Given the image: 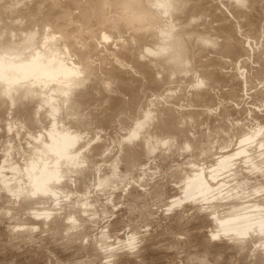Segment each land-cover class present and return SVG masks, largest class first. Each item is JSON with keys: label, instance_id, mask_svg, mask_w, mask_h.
Instances as JSON below:
<instances>
[{"label": "rangeland", "instance_id": "374dc122", "mask_svg": "<svg viewBox=\"0 0 264 264\" xmlns=\"http://www.w3.org/2000/svg\"><path fill=\"white\" fill-rule=\"evenodd\" d=\"M11 1H15V0H0V66L3 69V75L0 77V157H1L0 158V191L2 193V194L0 193V196H1L0 198V203H1L0 204V220H1L0 222V264H25V263L34 264V262L35 264H42V263L49 264L48 262L50 261H51L50 264H163V263L164 264L166 263L167 264L168 263L169 264H174V263L175 264H197V262H199L200 264H212V263L213 264H225V263L234 264L236 262H237L236 264H239L241 262H242L241 264H264V251H263L264 250V239H260L259 237L256 238L257 235L264 234V225L254 223L252 226L249 227L248 231L246 232L247 235L245 236L239 235L236 229H231V230L225 229L226 226L228 225V222L232 219L233 217L232 215H234L237 212H246V211L250 212L251 217H258V215H264V184H262L264 183V95H262L263 98H260L262 96L257 97L258 95L264 93V89H263L264 82L262 81L264 80V66H263L264 64L262 63V60L264 62V58H263L264 55H262V57H260L261 55L260 56L258 55V53L261 52L260 49L264 50V44H263L264 40H262V43L260 41L261 39L264 38L263 36L264 33L260 34V37H258L259 35L256 36L257 33L261 32V30L264 28L262 25H261L262 28L260 27V25L258 26L257 24L258 22L255 19L258 15V18H259L258 21H260V24L264 23V21L263 23L261 22L263 19H260V17L264 18V15H262L264 12L263 11L264 10V6H263L264 0H261L262 3L259 2L260 0H257L259 3H261V5L259 4L260 6L256 4L257 2L253 4L250 3L253 0L252 1L247 0V1H250L249 2L250 7L252 5L253 7H256V8L259 6L263 10L260 8H258V10L254 8L255 10H253V7L250 8L249 6H247L248 5L247 1L239 0L237 2L236 0V2L238 3L236 4V2L233 3V1L231 0H227L228 2L224 0L227 2L225 5L227 6L229 4V7L231 8L229 9V7H226L227 10H229V12L226 10V8L224 9V7L221 8L224 10L220 11L218 7L216 6V5H219L221 2H222L221 3L222 5L221 4L220 5L224 6L223 4L225 2L223 0L218 1L220 2L219 4H215L218 2H213L214 0L212 1L210 0L211 2L209 0L203 1L204 3L208 1L207 7L213 4L214 9L216 6V9L219 10L220 13L221 12L227 13L225 20L224 18L223 20L220 19L224 15L223 13L222 15L218 11H216V13H214L213 15L212 10L214 11V9L211 8L212 5L210 6L211 9H207L206 11V8H205L206 3H205V5H202L204 6L205 10L203 12V9H202L203 7H202L200 9L202 10L201 12L198 9L200 7L198 6V4H196V2L197 3L201 2V0L200 1L182 0V2H180V0H176V1H179L180 3L177 2L176 4L171 5L172 8L169 6V9L166 11L167 12L166 14H169L170 16L166 15L165 12H163V14H160L162 13V11L161 12L158 11L157 7L153 6V9L155 7V10L158 12L157 13L158 17L161 15V17H159L160 19H162V15L163 17L165 15L166 16L162 20L157 21V23L155 24L154 32L152 34L147 29H146L147 31H143L142 33L141 31L143 29L139 30V29H135V27L133 30H131L132 27L129 28L131 30L129 31V29H127L128 27L125 26V30H124L125 33L122 29H120V31H122V33L124 34H122L119 30H115L114 28H112V30L118 31L116 32V35L114 34L115 31L114 32L111 31L109 22L105 23V21H103L104 23H101L102 22L101 20L103 19L96 18L95 17L96 15L91 16L92 20L89 18L86 20L87 22L81 21L80 23L79 22L80 19L78 17H79V13H81L82 11L80 12L79 10H83L82 9L83 6H78V4L75 3L77 7L73 5L75 8H72L71 7L72 4L71 6H69V2H67L68 4L66 3L67 0H62V2L59 1L61 2V4L59 3L60 6L63 5L61 7L66 11H64L63 9H60V7L58 8L59 4L57 5V8H55L56 5L54 6L55 10L56 9L58 11L61 10L62 12L64 11L66 13L68 10L67 8H69L70 12L69 11L68 12L70 14L72 12L73 14L70 15V14H67L68 13L67 12L65 14L66 19L69 20L70 17L72 16L74 17L73 20H71L72 18L70 19L71 22H69V24L68 22H66L65 27H67V29L68 28L71 29L75 27V25H78V24L81 25V30L83 31L81 30L78 31L79 33H82L80 34V36H78L79 33L76 32L78 34L77 38L80 37L79 39L83 41L84 45L86 46L89 41L94 44L93 48L96 47L95 49L91 48V51H93L91 54H92L93 59L97 57V60L95 58L94 61L101 62L102 60V63H103V64L102 63L100 64V62H97L96 64V62L92 60L93 63L96 64V66L95 65L94 66L97 71L96 70L95 71L98 74L100 73L98 75L95 72L96 74L95 77L97 78L99 76L98 77L99 80L96 79L94 75H91L92 77H90V75L88 76V69L84 66L83 64L84 59L83 57L79 56L78 54L79 52H75L76 55L72 54L71 51L74 52V51H77V49L80 50V48L77 45H75L76 43L75 41H77V38L76 40H74L75 39L74 38L70 41L66 39V42H65V37H63L61 34L63 27L61 29V26H59L58 23L55 24L56 21L52 22V19L49 18L48 16L49 9L53 5L54 1H57V0H16L18 4L16 7L11 6ZM173 1L175 0H172L171 2L174 3ZM229 1H231L232 4H230ZM241 1H242V4L244 5L246 4L250 12L251 10L253 12L254 11L256 12L254 13L252 12L253 14L250 13L248 15L249 13V10H248L247 15H246L245 12L243 11L244 10L246 11L247 7L240 6ZM255 1L256 0H254L253 2ZM83 2L84 4L88 2L86 4L87 6L90 5L89 0L88 1L83 0ZM183 2L184 3L187 2L186 4H184L186 5V7L183 5V8H186V9L193 8L192 5L195 3V5L197 6L196 9H198L196 10L197 12L196 13L194 12L195 8H193L194 11L191 9L192 10L191 14H189L190 10L188 9H187L188 12L186 11V9L179 10L180 8H182V6L180 5H182ZM188 2L191 6L188 4ZM177 4L178 5L180 4L179 5L180 8L178 9H176L178 6ZM255 4L258 6H256ZM231 5L232 6L234 5L235 10L237 11L233 10L234 7H232ZM173 7L175 9V11H172V13L175 12L174 16L172 13L170 14ZM239 8H243L242 14L244 13L246 16H248L246 18L248 21L244 18L246 20L245 24L248 27L250 25L252 27L253 26L257 28L259 27L258 30L261 29L260 31L256 29V32H255L256 34H255L254 33L255 28L250 27L251 29L249 30L247 29L248 27L244 25V19L243 20L241 19L242 14L241 13L238 14V10H240ZM109 9H110L109 7L106 9L107 11L105 15L107 14V12L109 13ZM176 10L178 11L177 13H176ZM208 10L211 11L213 18L211 16V13ZM225 10L226 12H224ZM199 11L201 12V16L199 14L200 13ZM233 11H235L236 13ZM259 11H261L262 13H260ZM113 12L114 11L112 9L110 13H113ZM207 12L208 14L210 13V16H207L208 15ZM217 12L218 14H220L218 15L219 17L222 15L220 18L219 17L217 18V16H215ZM110 13L107 14L106 16L109 15L110 17ZM185 13L186 15H190L188 16V19H186L187 16L185 15ZM194 13L195 15H193ZM197 13L199 14L198 16H197ZM202 13L204 14L206 13L205 15L203 14L205 17H203ZM232 13L233 15L231 16ZM237 14L240 16H238ZM260 14L261 16H259ZM67 15L69 16V18H67L68 17ZM227 15L229 16V18ZM236 15L239 17L236 19L237 23L240 22V21L238 22V19L243 21V23H241L242 21L240 22V25L242 26L239 28L237 27L239 26L238 24L235 27L239 29L238 32H236L237 29L235 28H234V31H232L233 29H231L232 32H230L229 25L236 22L234 19V17L235 18L237 17ZM251 15H253V19H254L252 20L253 22L251 21V18H252ZM167 16L169 18L168 19L169 22L172 19L171 23L173 22V25L174 24L176 25V22L174 21V19H177L178 17H180V19H177V21L179 20L177 24L178 23L180 24L183 20L181 25L183 23L185 25L183 24L181 26L178 24L176 25V27L175 26L173 27L171 23H168ZM192 16H196V18L197 17H201V18H199L198 19L199 21H198L195 17H192ZM189 17H190V20L192 17V21L194 22L190 21ZM75 19H79V20L76 21ZM93 19H94V25H92ZM184 19L186 20V22ZM213 19L220 20L221 24H223L224 27L226 25H224L223 22H225V24L228 25L227 27L229 29H226L227 27L224 28L221 25L223 30H220V31H224L226 34H228V36L231 35L229 37L225 36L226 39L231 38V40L228 39L226 41V44H230V42L233 44L234 42H232V40H235L236 38L235 41H238L239 43L236 42L234 44L236 45L238 44L237 45V48H238V46H240L239 38H241L242 41H245L249 37V39H247L245 42L248 43L251 41V43L254 44L256 42V38H260L259 43L261 46L258 44V42H256L258 45L254 44L256 45V47L253 46V44L251 46V43H250L249 45L251 47L250 46L249 47L250 49L251 48L252 49L249 50L247 47V43L244 42L243 44L246 45L248 49V50H243V48L245 49V46H240L242 47L241 48L242 53L243 51H245V54L247 52L246 56H244V53L241 55L239 54L240 51L236 50L237 48L233 44V46H235L233 49L236 48L235 50L238 52L235 54L236 56H234V53L236 51L233 49H231V51L233 50L234 52L233 51L229 53L226 52L225 54L226 50L227 51L230 50L228 49V47L231 48L233 46L232 45L225 46V41H223L224 36L221 37V35L218 33L219 31L217 32L216 30H214V26L215 25L218 26L217 23H220V22L212 21ZM230 19L232 21L234 19L233 23L230 22ZM226 20H227V23H226ZM88 21L90 22V25L86 24L88 23ZM207 21L215 22V24L212 23V26H213L212 29L210 28L211 23L208 22L209 23L208 26H210L209 30L211 29V31L207 29L208 34H206L207 32H203L206 30L205 27H207L206 25L208 24ZM187 22L190 26L186 24ZM254 22L255 23L257 22V23L255 24ZM70 23L72 24L71 26H70ZM100 23L104 25L105 27L101 26ZM167 23L170 25L171 28L168 26ZM247 23L248 24L250 23V24L248 25ZM85 24L89 26V29L91 28V26L92 28L93 26L94 28L95 26L97 27V30H95L96 28L90 29L91 32L93 30V32L90 33L92 37L88 35L89 34L88 32H90L89 29L87 30V32L84 31L88 28L87 26H85ZM106 24L110 28H107ZM195 24L205 25L203 26L204 29L202 28V31H201V26L199 29L198 28L199 25L195 26ZM253 24H255L256 26ZM186 25L188 26L186 27ZM99 26L102 27V29H100L101 31L98 28ZM177 26H181V28ZM184 26L186 28V31L188 30L187 31L188 33L186 32L187 35L191 36V38L193 39H191L185 34L184 32L185 29L184 30L182 29ZM234 26H235L234 24L233 26L231 25V28H233ZM85 27L86 29H83ZM190 27H191V30H193V32L196 31L194 32L195 35L199 31L198 32L199 35H196V36H200L201 34H202V37L204 35L208 36V38L207 37H205L206 39L204 38L205 40L211 39L209 38V36L210 35L213 36L212 30L216 31L217 33L214 32V35L216 34L220 35V36L218 35V37H220L219 39L218 37L216 38L215 36V38L218 39L216 40V42H218L219 44H224V45H221V47L225 46L227 48L225 50V48L220 47L221 49H224V52L218 47L217 49L221 50L223 52L222 54L223 55L225 54V55L223 56L221 54V51L217 49L213 51V49L215 48L214 46H212L213 43L211 44L209 41L215 43L214 38L206 42L203 38L200 39V37H197L202 42V45L201 43L196 42L199 40L198 39L194 40L195 38L194 36H192L193 33H190L192 32L190 30ZM245 27L252 34L249 33L247 30L242 31V29H244ZM174 28L175 30L179 28L177 30L180 32L178 33L177 30L176 31L174 30ZM196 28L198 29V31L196 30ZM55 29L56 30L60 29V30H58V32H55L56 31ZM108 29L109 31L112 32V33L111 32H108V33H110L111 35L114 34L112 35L114 37H111V35L109 34L107 38V42L105 44L103 40L106 41V38L103 39L102 34H104L103 33L104 30H105L104 32L107 33ZM215 29H218V27L216 28L215 26ZM134 30L138 32L133 33ZM171 30H173L172 33H171ZM227 30L229 32H227ZM126 31L130 33V37H129V33H127ZM139 31L142 34V35L140 34L142 40L140 39V36H138L139 38L136 36V35H139ZM174 31L178 33L176 36L177 38L176 37L174 38V36L172 35ZM181 31H183L182 32L183 34L181 33ZM94 32L97 33L96 36L94 35L95 34ZM100 32H102V34ZM242 32L249 33L247 34L248 37L246 36V33L243 37ZM57 33H60L59 36ZM117 33H120L119 35L121 37H119ZM145 33L146 35L144 36H146V38L143 36V34ZM147 33L150 35V37L147 35ZM169 33H171V35L173 36L172 37L173 41H172V38L171 39L169 38L171 37ZM225 33L222 32L221 34L226 35ZM232 33L234 34L233 39H232ZM121 34L126 37L123 36L124 37L123 38ZM132 34L133 36L135 34V36L138 39L135 36L132 37ZM60 35L63 38H61ZM81 35L84 38L86 37L88 40H86V38L85 40H82ZM252 35L256 37L253 42L252 40L254 39V37L253 39L252 37H250ZM261 35L263 38H261ZM117 36L118 38L124 39L123 41L126 42V44H123L124 47L127 44H129L126 46V48L130 46L129 49L126 50L124 47L120 49V46L118 45V43L120 42L119 44H122L123 41L122 39L119 40ZM234 36H238V37H234ZM109 37H111V41L113 40L112 42L109 40L110 39ZM242 37L244 38V40ZM59 38H61L62 41H59ZM97 38L99 39L97 40ZM144 38L145 39L149 38V39L146 40V42L148 41L147 42L148 52L143 54L142 49L146 50V46H143L146 44V42L144 41ZM168 38L170 39V41L168 40ZM182 38L184 39L188 38V39L183 40L184 43L188 42L189 40L190 41L184 44L183 41H181ZM79 39H78V42H79ZM95 40L100 41V42H96ZM127 40H128V43H127ZM138 40L139 41L141 40L139 44L137 43ZM179 40L182 42L181 43L182 45L184 44V46L186 45L188 47H185L184 49L183 46L181 45L179 46L176 43L177 47L178 46L179 47L178 48L175 47L176 45L174 47L179 50H176L174 47H171V49L173 48L174 50L177 51L176 52L172 50L171 52H176V54L175 53L174 54L178 56L177 57L172 56L173 54H171L170 52L171 49L167 50V46L169 47V45H171L170 44L171 41L180 42ZM63 41L64 43H62ZM81 41L79 43L77 42L76 44L79 45ZM130 41L131 43H129ZM73 42H74V47H71L73 46L72 45ZM132 42L137 43L136 45L135 43H133L135 47L131 45ZM204 42L208 43L209 45L208 44L203 45ZM60 43L62 45L66 43L68 45L65 44L63 45L64 47H62ZM101 43L103 45L105 44L106 47L101 45ZM141 43H143V45H141ZM194 43H197V44H194ZM218 43H216V45H218ZM81 44H80V47H81V50L83 51L85 50L86 46L83 48L84 45L83 44L81 45ZM174 44L175 43H173V45ZM210 44H211V47H210ZM243 44L241 42V45ZM114 45L115 47L113 48ZM116 45L119 47V49H117ZM123 45H121V47ZM194 45L198 46L200 50L199 52H198V48H196ZM67 46H69V48ZM257 46L258 48L259 47L261 48L258 49ZM140 47L142 49H140ZM73 48H76V49H73ZM89 48L90 46L87 49ZM108 48L109 49L111 48L113 54L112 52L106 53L107 50L111 51ZM133 48H135V50H133ZM136 48H139L138 50L139 52L141 50L140 53L137 52L139 57L137 56L135 52ZM181 48H183L182 51H181ZM189 48L190 50L194 49L192 50L193 52L188 50ZM211 48L212 50H210ZM66 49L69 50L70 53ZM202 49H204L205 51ZM206 49L208 50L207 52L211 51L212 53L211 54L207 53ZM130 50L131 51L133 50L134 54H133V51L131 52L132 55L128 54ZM258 50L260 51L258 52ZM94 51H97V52H94ZM178 51L179 52L185 51L187 54H185L184 52V54L181 53L182 54L181 55L180 53H178ZM216 51H219L220 54H218ZM189 52L190 54L192 52L193 55H194V52H196L195 56L191 57L190 55L191 58H188ZM205 52L207 54H205ZM94 53H99V54H97L98 56L95 54L96 55L95 56ZM169 53L171 54L172 58H170V55H168ZM200 53L203 56L204 55L205 56L203 57ZM262 53H264V51H262ZM101 54H103V57L105 55L104 58L105 59L108 58V60H105L104 58H102ZM213 54H217V56L215 57ZM230 54H233L232 57H230L231 56ZM238 54L240 57L242 55L244 56V57L242 56L240 63H239L240 58L239 56H237ZM74 55L77 56L76 61L74 59L75 58ZM200 55L203 58L208 56L206 57V59H209V61L206 62V59L204 61V59L202 58V61H204L202 63L200 61L201 60ZM211 55L213 56V58H217L220 55H222L220 56L221 61L219 60L218 62V58L213 60ZM255 55H256V58L257 56L258 58L259 57L260 58L254 59ZM71 56H73V59ZM181 56H183V58ZM196 56H197V60L195 58ZM210 56H211L212 61H210V58H209ZM226 56H229L230 57L229 59H232V60H229L228 57ZM233 56L234 58L236 57L235 61H237V63L234 62L236 66H234V64L231 65V62L233 63V60H234ZM98 57H99V60H98ZM109 57H112V58H109ZM225 57L226 59H224ZM79 58L81 60H79ZM114 58L115 60H113ZM173 58L176 60V62H178L177 64L178 67H179V64H180V67L181 65L185 66V68L186 66H188L187 67L188 71L183 69L182 67L181 68L182 70L179 68L178 72L182 71L183 74L181 73L180 76L182 75L184 77H186V75L189 74L190 78L189 76H187L188 77L187 79L188 80L190 79L189 81L191 82L186 80V78L180 77L179 75H178L179 77L174 76V75L179 74L176 72L178 67L176 65H173V64H176L175 62H173L175 60H172L171 66L168 65L167 63ZM177 58H181L182 61L181 59H179L180 61L179 62ZM193 58L196 61L192 62L191 64L197 63L198 58H200L199 62L201 63H199V65L197 64L198 68H200V65L205 64V62L206 63L209 62L208 63L209 66H207L208 64L204 65L205 70L202 69V67L204 66L201 67V73H204L207 76L205 80H209L210 78L208 76V73H211V74L213 73V75L215 71L216 72L218 71V73H220L218 74V76L216 72H215V76L213 75L211 76L210 74L211 84L209 82L210 80L205 81V82L203 81L204 78L203 80L202 79L199 80L200 79L199 77L201 76L202 78V75L204 74L198 75L201 73H199L200 70L199 71L197 70L198 68L195 69V66L197 67V65L196 64H194V66L190 65L189 60H192ZM194 59L192 61H194ZM227 59L229 60L230 64L228 63L226 65L227 67L224 66L225 68H223V64L228 62ZM104 60H105V63L107 64H109V62L113 60L115 64L114 65L111 64L108 66L106 64L105 66ZM215 60H217L218 62L217 64L219 65L221 64L222 60L223 61L226 60L225 63L223 62L222 65L220 66L218 65V67L222 66L220 69L218 68L220 71L217 70L216 66H214L216 67L214 68L213 64L212 65L210 64V63H214ZM255 60H256V63H255ZM245 61L246 63L248 62L247 63V65L249 64L248 66L246 65L244 66V64H246ZM137 62L141 65L144 63L143 64L144 67L141 68V66L138 65ZM251 62L253 63V66L251 65L252 64ZM257 62L260 65L257 64ZM98 63L100 65H98ZM110 63H112V61ZM215 64H216V61L214 65ZM228 65L230 67V70L229 69L226 70V68H228ZM169 66L171 68H169ZM172 66L173 67L176 66L175 68L177 69H173ZM98 67H99V70H98ZM104 67L106 70L104 69ZM138 67H139V71H138ZM192 67L194 69H192ZM189 68L191 71H189ZM206 68H209V69L212 68V69L211 70L208 69L210 71L208 72ZM232 68L233 70L231 71ZM100 69L104 72L101 73ZM170 69H173L175 72L173 70L170 71ZM183 70L187 71V74L186 72L184 73ZM195 70L197 71V73H195ZM224 70H226L227 72H225ZM170 72L174 74L173 76L176 79L175 78L170 79L172 76V74H169ZM190 72H194L195 74L190 73ZM222 72L226 74L225 78L228 80L224 78L223 76L224 74ZM190 74H193L194 76ZM196 74L198 77L195 76ZM256 75L257 76L261 75L260 77L262 80H259ZM167 76L169 77V79L167 78ZM196 77L199 82H197V79H195ZM213 77H216L218 80L223 78L224 81L226 80V84L225 85L223 84L224 81L222 79L221 80L223 82L219 81L220 83H218V81H216L217 79L214 78L217 83L216 84L217 88L218 86H221V85H223L222 87L224 88L219 87V89L221 90L218 91V89H216V92H219V93H215L216 96L211 95L210 97L209 94L210 93L212 94L213 87H216L212 85V83L215 84L214 83L215 81L214 82L212 81ZM177 78L179 79L182 78V80H180L181 81L180 88H179L180 81ZM193 78L195 79L194 84L200 85V87H202L200 90L198 89L199 86L197 85L195 86L192 84V82H194L192 81ZM254 78L257 79L256 81L257 83H255V85L256 84L258 85L259 83L261 84L260 87L263 86V88L258 87L259 85L255 87ZM101 79L103 80L101 82L105 83L104 84L105 87L101 85L102 84L100 82ZM183 79L186 81L183 82ZM171 80H175V81L178 80L176 81L178 83L175 84ZM258 80L263 83L258 82ZM105 81H107L108 83L106 84ZM201 81L203 83L202 86L200 84ZM97 82H100L101 84ZM172 82L176 85V86L174 85L175 87L172 85L173 84ZM182 82L186 83L184 84L185 88L182 86L183 85ZM188 82L190 83L191 87L188 85L189 84ZM206 82H207V86H208V83L210 84L211 87L209 89L211 91L206 88ZM167 84H169V87H170L169 90H167V87H168ZM97 85L103 86L104 88L101 87L102 89H100V87H97ZM171 85L173 86V88ZM185 85H187V87ZM203 85H205V88ZM176 87H177L176 90L179 89V93H180V90L183 91L181 92L183 95L180 93L182 96H184L186 93L188 94L187 95L188 97L186 95H185L186 97H184L186 103L188 102V100H190V98L193 99L194 97L195 99H193V101L194 100L197 101L196 96L194 94L196 95L200 94L201 96V92L199 91L202 90V94H203L204 91L207 92L209 90L208 91L209 94L204 93L205 96L203 95L204 98H206L207 95L208 97H210L209 100H208V97L206 98L209 102L206 99L203 100L204 98L202 99L204 103H206L207 101V104L203 103L204 105L207 106V108L206 106L204 107V105L203 106L200 105V103L202 104L201 98L203 96L201 98L200 96H197L200 100V101H197L199 102V105H196L197 102L195 103L194 101V104H195L194 106V104H192L191 103L192 101L190 100V102H188L189 104L187 103L189 105V106L187 105L188 106L187 107L186 104H184L185 102H184L183 97L181 96L182 99L179 98L180 96L178 97V95L180 94H178V92L175 91ZM183 88L184 90L187 88L186 93H184ZM190 88H192V90L196 88L194 91L198 90L199 94L198 92H193L192 90H191L192 92L191 91L189 92L188 90H190ZM203 89L205 90L203 91ZM258 91L261 93L259 94ZM174 92L178 94L176 95L178 98H175L176 100L178 99L177 100L178 104L176 103V100H173V97L175 94ZM214 92H215V89H214ZM18 97H19V101H18ZM186 98H188V100ZM179 99L182 100L181 101L182 104ZM172 101L175 102L178 105V107L182 106V109H184L183 107L185 106L188 108L187 110V108L185 107V110H183V112L181 111V108L179 109L180 112L184 113L185 111L186 113V114L184 113L182 117H181L182 113L178 114L180 115L179 117L182 118L181 121H183L186 126V127L185 126H181V127H185L184 129L186 128L187 129L184 131V129L178 125L180 129L177 128V130L180 132V130L183 129V131L187 133L189 132L187 131L189 128L190 131L194 130V133H196L195 131H197V134L201 137V139H203L202 141L199 140L201 142H198V140L196 141V139L200 138L199 136L196 139L195 137L192 138L193 132L192 133L189 132L185 134L181 130L179 135H181L182 137L176 139L173 136L174 134L172 133V131L166 129V127L171 128L170 124L174 127V123H175V126H176V123L179 120L177 119L179 117H177L176 119H173L174 121L173 120L171 121V119L174 116L170 118V115H168V113L170 112L169 114H171V111H172V114H174L176 117L177 113L179 112L177 111L178 108L177 109L175 108L177 106ZM18 103L20 104V106ZM25 103H27L26 104L27 109H25L26 108ZM170 106L172 108H175L176 111L173 112L174 109L170 111L171 109ZM190 106H192L194 109L196 107L198 108L194 110L192 107L190 108ZM199 106H201L202 109L203 107L207 109L206 111L209 113L208 114L209 117L206 114L207 112L205 111V109L203 110L200 109L199 111ZM18 107L21 108L22 112L16 111V110H19L17 109ZM197 110L201 114H202V111H205V113L203 112V114L204 115L206 114L208 121H205L206 116L204 117L203 114L201 115L199 112H197ZM186 111H190L188 112L190 115L191 113H194V111H196L195 113H199L198 114L199 118H197L198 117L197 114L194 113L195 115L192 114V116L190 117L188 116V120L189 121L191 120L190 121L191 123L187 119L186 121H184L183 118L184 117L187 118V116L185 115H189ZM167 116H169V119ZM193 116H196V118ZM200 116H202L203 118L202 121H200L201 119ZM25 117H28V119L27 118L25 119ZM192 117L195 119H193ZM166 120L170 122L169 125L166 124L167 123ZM204 121L206 123H204ZM179 123L181 124L180 120H179ZM184 123H182L181 125H184ZM158 124L161 125L160 128L159 127L157 128V126H160ZM186 124H189V125H186ZM190 125H192L191 128L187 127ZM162 127H165L164 129L165 131L168 130V132L166 131L167 133H169L170 131V133L172 134L170 133L167 134L163 130ZM193 127L194 129L192 130ZM172 128L171 130H173ZM174 129H175L174 131L176 135V131H177L176 127ZM178 131H177V134H178ZM183 133H184V136H183ZM12 134L14 135V137ZM190 134L192 136H189ZM179 135L178 136L176 135V136L179 137ZM185 135L186 136L188 135L189 139H186ZM183 137L186 140H183L184 139ZM67 139H69L70 142L64 145L63 142L64 140H67ZM190 139L193 141L195 139V141L198 142L199 144L200 143L203 144L202 146L200 144V146L204 148L197 147L198 144L197 143L195 144L193 142L191 143L193 145L195 144V146L190 145V142H189ZM92 140H93V145L92 143H90L92 142ZM187 140L189 143L187 142ZM94 141H97V142H94ZM216 142H219V143L222 142L221 144L223 145L220 146V144H217ZM97 143H99L100 145L97 146L96 145ZM224 144L225 145L227 144V145L225 146ZM87 145L89 146L92 145L91 146L92 150L95 147L97 149L93 151L91 150V152L83 151V149L85 150L86 148H88ZM218 145L220 147H217ZM207 146L210 148H207ZM215 148L216 149L220 148V151H218L219 149L215 150ZM241 148H244L243 152L239 154L235 153V151ZM90 149L91 148L89 147L88 150ZM194 149H195V154H194ZM196 149H197V152H196ZM207 149H210V150H207ZM190 150L192 152H190ZM202 150L203 152L207 150L206 154L205 153L200 154ZM209 151L211 153H209ZM178 152H182V154H185L186 152V154L182 155L181 153H178ZM212 153H213V156H212ZM20 154H22L23 156ZM179 154H181L182 156H180ZM172 155L174 158L172 157ZM26 158H28V160H26ZM211 158H214V159H211ZM192 159L194 161L198 159L197 160L198 163L196 161L193 163ZM208 159L213 160V161H210ZM165 160H167L168 162L170 161L171 164L167 163V161ZM161 162L162 163L165 162L166 164L163 163L165 164L163 165ZM223 162H226V164H223ZM20 163H23V164H20ZM160 163L164 167H162ZM50 165L52 166L50 167ZM98 165H100L101 168ZM153 166L154 168H152ZM167 166L169 167L167 168ZM160 167H162V169ZM184 167L188 169L186 170ZM44 170H46V172H44ZM157 170L160 171V173L162 172V174L160 175V173L157 172ZM162 170H164L165 172ZM16 171H18L17 173L20 174L19 176L17 175ZM170 171L172 173H170ZM163 173L164 174L166 173L165 176ZM43 174H45L46 176L41 179L40 177ZM12 175H16V177ZM196 175L201 176L203 180H206L208 182L209 185H207V190L205 193L194 192V194L187 196L183 188L185 186L184 183H186L189 180H192L193 178L196 177ZM247 175H248V179H247ZM105 176L107 177L106 179H105ZM113 177H114V180H112ZM244 177L247 180L245 179L243 180ZM166 178L167 180H165ZM7 179H9L10 181H8V183L6 182L7 183L6 185L5 181H7ZM242 180L243 182H241ZM3 181L5 183V186H4ZM9 182L10 184L13 182V184L10 185ZM149 183L150 185L148 186L147 184ZM174 183L175 184L177 183V184L174 185ZM16 185H18L16 189L20 188L18 189L20 193L17 191V193L19 194L15 193L16 192L15 188H12V187H15ZM8 187L9 188L11 187L12 189L11 188L9 189ZM162 187L164 188L162 189ZM174 187L178 190H175ZM12 190L14 191V193L12 192ZM174 191H177V192H174ZM165 193L169 196V198L167 195H165ZM147 196L149 199L147 198ZM154 196H157V197H154ZM25 202H28V204ZM1 205H3V207ZM12 205H15L17 207L19 206V207L16 208L15 206H12ZM31 205L34 206L35 209L38 208L39 206L43 207L42 205H44V207L47 206L45 207L47 214L43 213L40 216L39 215L36 216L33 213L34 207L29 208ZM63 206L67 208L65 209V207ZM71 206H73L72 208L76 207L77 210L78 208H81V210L80 211L75 210L76 218L73 223L72 221L71 223L69 222L66 223L65 221L67 220V217H65V214L67 212L69 213L73 211L72 208H71L72 210H70ZM88 206L90 207V209L92 207L91 212H88L90 211ZM59 207L63 208L62 210L63 212L61 211V208ZM64 209L66 210V212ZM83 209H86V210L83 211ZM175 211L177 213H175ZM55 212L57 213L55 214ZM59 212L61 213V216L63 214L62 217H60V215L58 216V214H60ZM170 212L171 213L173 212V213L170 215ZM53 214L56 216H54ZM163 216H166V217L164 218ZM169 216H171V218ZM242 217L244 216H241V218ZM135 219H137L138 221H136ZM242 220L243 219H240L241 222ZM91 222H95V223L92 224ZM7 223L9 224V226ZM155 223H156V226H155ZM12 224H14L13 226L16 227V229L17 227L18 228L21 227L22 229L19 228L20 230L19 229L16 230L12 226ZM129 224L131 225V227ZM151 224L155 227H152ZM10 226L12 227L10 228ZM24 226H26V228H23ZM91 226H93V228H91ZM28 227L34 228V229L31 228L32 232H31V229ZM88 228L90 229V231ZM2 230L4 231V233L2 232ZM40 230L41 232H37ZM27 231L30 234H28ZM51 231L53 232L50 233ZM96 231L98 234L95 233ZM90 232H94V233H90ZM69 234L71 235V237L67 236ZM19 235L20 237H18ZM119 236H124V237H119ZM5 237L8 239L6 240ZM205 237H207V239ZM90 238L92 240H90ZM186 238L188 239L186 240ZM193 238L196 240H194ZM221 238L226 241H223ZM91 241L92 243L89 244ZM162 241L166 242L167 244L166 243L164 244ZM65 242H67L68 244ZM160 242H162L160 246L162 245L163 247H165L167 245V247H165L167 249L166 251L164 250V248H161L159 245L157 246V244H159ZM207 242L210 244H207ZM182 243L183 245H181ZM86 245L87 246L90 245V246L86 247ZM179 246L181 248H179ZM152 247H154L156 250L151 251L150 248ZM86 248L88 249V251L86 250ZM213 248L216 249L217 251L213 250ZM162 249L164 250V252H162ZM177 249L179 250V252ZM225 250H226V253H225ZM228 250H230L231 252L230 251L228 252ZM77 251L78 252L82 251V253L84 251L83 253L84 255L82 253H78ZM26 252L28 253L26 254ZM75 254L76 255L79 254V256L78 255L76 256ZM43 255L45 256V258ZM73 255H75L76 258ZM34 256H37V257H34ZM238 258L241 259V262L239 261L240 259ZM162 259L164 262L161 261ZM170 259L172 261H170ZM213 259H216V260H213Z\"/></svg>", "mask_w": 264, "mask_h": 264}, {"label": "bare ground", "instance_id": "6f19581e", "mask_svg": "<svg viewBox=\"0 0 264 264\" xmlns=\"http://www.w3.org/2000/svg\"><path fill=\"white\" fill-rule=\"evenodd\" d=\"M57 1H58V2H57ZM57 1H54L53 5H52L51 8L49 9L48 16H49L50 19H52V22H53V21H56L55 24L58 23V25L61 26V29H62V27H63V29H62V31H61V34H62L63 37H65V42H66V39L70 41V40H72V39L75 38L74 40H76L77 35H78L76 32H78V31L81 30V25H79L78 22H77L78 25H75V23H74L75 27H73V28H71V29H70V28L67 29V27H65V26H66V22H68V24H69V22H71V20H73L74 17H73V16L70 17V19L72 18L71 20H70V19H69V20L66 19V15H65V14L69 11V8H67L68 10H67V12L65 13L64 11H66V10H64V9L61 7V6H63V5L60 6L62 0H57ZM59 1H61V2H59ZM87 1H88V0H87ZM169 1H170V0H148V1H147V0H91V1L89 0L90 5H88V6L86 5L88 2H87L86 4H84L83 0H67L66 3L69 2V6H71V4H72V6H71L72 8H75L74 6L77 7L76 4H78V6H83V7H82L83 10H79L80 12L82 11L81 13H79V17H78L80 20H79V19H75L76 21L79 20L80 23H81V21H85V22H87L86 20L89 19V18L92 20L91 16H93V15L95 16V15H96V16H95L96 18H98V19H103V20H101V21H102L101 23H104L103 21H105V23H106V22H109L111 28H110L109 26H107V24H106V26H107V28H110L111 31H113V32H114L115 30H119V31H120V29H122V30L124 31V30H125V26H127V27H128L127 29H129V28L132 27L131 30H133L134 27H135V29H139V30H140V29H143V30L141 31L142 33H143V31H147V30H148V31L151 32V34H152V33L154 32L155 24L157 23V21H158V20H162L166 15L170 16L169 14H166V13H167L166 11L169 9V6L171 7V5L176 4L177 2H178V3L182 2V0H180V2L175 0L176 2L173 1L174 3L171 2L172 0H171L170 2H169ZM186 1H191V0H186ZM193 1H200V0H193ZM203 1H205V0H201V2H198V3L196 2V4H198V6L200 7V8H198L199 10H200L202 7H203V8H202V9H203V12H204L205 8H206V11H207V9H211V8L214 9L213 4H211V5H212L211 8H210L211 5H210L209 7H207V6H208V3H207L208 1L205 2V3H206V7L204 8V6H202V5H205V3H204ZM209 1H210V0H209ZM211 1H212V0H211ZM211 1H210V2H211ZM218 1H220V0H216V1L214 0L213 2H218ZM221 1H222V0H221ZM223 1H224V0H223ZM226 1H227V0H226ZM226 1H224V2H225V3L223 4L224 6H221V5H222V4H221L222 2H221V3H220V2L215 3V4H219V3L221 4V5H220V4H219V5H216L220 11H223L226 7H229V4H228L227 6L225 5V4L228 2V1H227V2H226ZM231 1H233V3L236 2V0H235V1H234V0H231ZM231 1H229L230 4H232ZM238 1H239V0H237V2H238ZM242 1H247V0H242ZM242 1H241L240 6H246V4H245V5L242 4ZM251 1H252V0H251ZM253 1H254V0H253ZM253 1H252V2L247 1V3H248L247 6H249L250 3L253 4V3H256V2H257L256 4H258V5H259V4L261 5V3H262L261 0L259 1V2H261V3H259L257 0H256L255 2H253ZM82 2H83V3H82ZM202 2H203L204 4H203ZM237 2H236V4H238ZM249 2H250V3H249ZM59 3H60V4H59ZM63 3H64V2H63ZM75 3H76V4H75ZM170 3H171V4H170ZM186 3H187V2H186ZM186 3L183 2L182 5L179 4L180 6H182V8H180L178 4H177L178 6L176 5L177 8H176V6H175V8H176V9L180 8L179 10L186 9V8H183V5L186 4ZM200 3H201V4H200ZM263 3H264V2H263ZM58 4H59V5H58ZM64 4H65V3H64ZM67 4H68V3H67ZM80 4H82V5H80ZM83 4H84V5H83ZM188 4H189V2H188ZM188 4H187V5H188ZM192 4H193V3H192ZM215 4H214V5H215ZM256 4H255V5H256ZM17 5H18V4H17L16 0H15V1H11V6H15V7H16ZM55 5H56V6H55ZM57 5H58V8L60 7V9H63L64 11L62 12L61 10H59V11H58L57 9L55 10V8H57ZM73 5H74V6H73ZM189 5H190V4H189ZM193 5H194V6H193ZM193 5H192V7L195 8V9H194L195 11L193 10V8H187L188 10H190L189 14L192 13V10H193L195 13L197 12L196 10H198V9H196L197 6L195 5V3H194ZM200 5H201V6H200ZM234 5H235V4H234ZM234 5H233V6L231 5V6L234 7ZM255 5H254V6H255ZM258 5H256V6H258ZM260 5H259V6H260ZM54 6H55V8H54ZM153 6H156L158 11H160V12L162 11V13H160V14H163V12H165L166 15H165L164 17H163V15H162V19H160L159 17H161V15L158 17V14H157L158 12L155 10V7H154V9H153ZM184 6L186 7V5H184ZM190 6H191V5H190ZM190 6H189V7H190ZM195 6H196V7H195ZM216 6H215V9H214L215 12L212 10L213 15H214V13H216V11L219 12V10L216 9ZM240 6H238V7H240ZM247 6H246V7H247ZM259 6L256 8V7H253V5H252L251 7H253V10H255V9L258 10V8H260ZM263 6H264V5H263ZM108 7H109L110 9L112 8L113 11H114L113 13H115V14L110 13V11H112V9H111V10L109 9L110 17H109V15L106 16L107 14H109L108 12H107V14L105 15V13H106V11H107L106 9H107ZM223 7H224V9H221V8H223ZM249 7H250V6H249ZM251 7H250V8H251ZM261 7H262V6H261ZM64 8H66V7H64ZM171 8H172V7H171ZM243 8H244V7H243ZM243 8H239V9L241 10V12H240V10H238V14H239V13L242 14ZM254 8H255V9H254ZM76 9H78V8H76ZM80 9H81V7H80ZM173 9H174V7H173ZM173 9L171 10L170 14L172 13V11H175V9H174V10H173ZM187 9H186V11H187ZM191 9H192V10H191ZM229 9H231V8L229 7ZM236 9H238V8H236ZM260 9H262V8H260ZM226 10H227V8H226ZM226 10H225L224 12H226ZM233 10H235V7H234ZM248 10H249V9H248V7H247L246 11L244 10L243 12H245V14L247 15V11H248ZM262 10H263V9H262ZM60 11H61V12H60ZM116 11H117V12H116ZM169 11H170V10H169ZM200 11L202 12V10H200ZM200 11H199V12H200ZM208 11H209V10H208ZM227 11L229 12V10H227ZM235 11H237V10H235ZM235 11H233V12H235ZM263 11H264V10H263ZM69 12H70V11H69ZM69 12H68L67 14H70ZM76 12H77V11H76ZM177 12H178V11L176 10V13H177ZM180 12H181V11H180ZM183 12H185V11H183ZM187 12H188V11H187ZM201 12L199 13L200 16H201ZM209 12L211 13V11H209ZM218 12H217V14L215 15V16H217V18L219 17L218 15H220V14L223 13V12H221V13L219 12L220 14H218ZM252 12H253L252 10H251V12H250V10H249L248 15H249L250 13L253 14V13L256 12V11H254L253 13H252ZM257 12H258V11H257ZM259 12L262 13L261 11H259ZM174 13H175V12H174ZM174 13H172L173 16H174ZM195 13H194L193 15H195ZM210 13L208 14V12H207V14H208L207 16H210ZM235 13H236V12H235ZM72 14H73V13L71 12L70 15H72ZM180 14H181V13H180ZM187 14H188V13H187ZM199 14L197 13V16H198ZM203 14H204V13H202V15H203ZM205 14H206V13H205ZM205 14H204V15H205ZM223 14H224L225 16H224ZM223 14H222V15H223L224 17L221 15L222 18H220L221 16H220L219 18L222 19V20H223V18H224V20H225V17H226V14H227V13H223ZM238 14H237V15H238ZM243 14H244V13H243ZM243 14H242V18L240 17L242 20H243L244 18L246 19V18L248 17V16H246L245 14H244V15H243ZM255 14H256V13H255ZM258 14H259V13H258ZM77 15H78V14H77ZM111 15H112V16H111ZM185 15H186V13H185ZM204 15H203V17H205ZM232 15H233V13L231 14V16H232ZM234 15H235V14H234ZM237 15H236V16H237ZM256 15H257V14H256ZM262 15H264V12H263ZM67 16H68V15H67ZM168 16H167V21H168V23H171V20H172V19H171V17H170L171 20H170V22H169V20H168V19H169ZM179 16H180V15H179ZM183 16H184V15H183ZM186 16H187L186 19H188V16H190V15H186ZM186 16H185V17H186ZM211 16H212V13H211ZM227 16H228V15H227ZM238 16H240V15H238ZM238 16H237L236 18L234 17L235 21H236L237 18H239ZM243 16H244V17H243ZM245 16H246V17H245ZM254 16H255V15H254ZM259 16H261V14H260ZM99 17H101V18H99ZM176 17H177V16H176ZM192 17H195V18H196V16H192ZM192 17H191V20H190V17H189V20H190V21H192ZM251 17H252V18H251ZM251 17H250V18H251V21L254 20V19H253V15H251ZM67 18H69V16H68ZM96 18H94V19H96ZM158 18H159V19H158ZM172 18H173V17H172ZM174 18H175V17H174ZM182 18H183V17H182ZM199 18H201V17H197L196 19L198 20ZM212 18H213V16H212ZM212 18H211V19H212ZM228 18H229V16H228ZM230 18H231V17H230ZM250 18H249V20H250ZM94 19H93V24H92V25H94ZM98 19H97V20H98ZM177 19H180V17H178ZM177 19H174V21L176 22V25L179 24V23L177 24V22L179 21V20L177 21ZM196 19H195V20H196ZM205 19H206V18H205ZM209 19H210V18H209ZM215 19H216V18H215ZM215 19H213L212 21H215V22L219 21L220 23H217L218 26L215 25L216 28L218 27V29H215V26H214V30H216L217 32L219 31L218 33L221 35V37L224 36V37H223L224 40H223V39H222V40L225 41V46H228V45H232V46H233L234 43H236V42L239 43L238 41H235V40H236V38H235V40H232V42H234L233 44H232L231 42H230V44H226V41H227L228 39L231 40V38L226 39L225 36L229 37V36H231V35L228 36V34H226L224 31H220V30H223V29H222L223 24H221V21H220V20H218V19L215 20ZM226 19H227V18H226ZM234 19H233V21H234ZM245 19H244V25H246V24H245V21L247 20V19H246V20H245ZM255 19H256L257 22H258V23L256 22V23L258 24V26L260 25V27H261V25H262L263 28H264V25H263V24H264V23H263L264 18H261V17H260V19H263V20L261 21L263 24H260V21H258V20H259L258 15H257V17H256ZM106 20H107V21H106ZM184 20H185V19H184ZM193 20H194V18H193ZM242 20L238 19V22H239V21L241 22ZM198 21H199V20H198ZM209 21H210V20H209ZM209 21H207V23H208ZM212 21L209 22V23H211V24H210L211 27L208 26L209 23L206 24V25H207V27H205L206 30H207V29L209 30V27L212 29V27H213V26H212V23L215 24V22H212ZM228 21H229V19H228ZM233 21L230 19V22H231V23H233ZM247 21H248V20H247ZM182 22H183V20H182ZM182 22H181V23H182ZM185 22H186V20H185ZM192 22H194V21H192ZM230 22H229V23H230ZM240 22L237 23V21H236L235 23H237V24L233 23V24L235 25L233 28H231V25L233 26V24H230V25H229V27H230V32L234 31V28H235L236 25H238V24H239V26H237V27L240 28V27L242 26V25H240ZM252 22H253V21H252ZM252 22H251V23H252ZM88 23H89V24H88ZM88 23H86V24H87V25H90V22H89V21H88ZM101 23H100V25H101V26H104V25H102ZM168 23H167V24H168ZM181 23H180L179 25H181ZM223 23H224V25H226L225 27L228 26L227 24H225V22H223ZM226 23H227V20H226ZM229 23H228V24H229ZM241 23H243V21H242ZM254 23H255V22H254ZM256 23H255V24H256ZM82 24H83V22H82ZM86 24H85V26H87ZM97 24H98V23H97ZM183 24H184V23H183ZM183 24H182V25H183ZM186 24H188V22H187ZM247 24H248V23H247ZM249 24H250V23H249ZM249 24H248V25H249ZM255 24H253V25H255ZM71 25H72V24L70 23V26H71ZM74 25H73V26H74ZM171 25H172L173 27H174V26L176 27L175 24L173 25V22L171 23ZM182 25H181V26H182ZM184 25H185V24H184ZM188 25H189V24H188ZM188 25H186V27H187ZM198 25H199V24H198ZM198 25L195 24V26H198ZM219 25H220L221 29H220ZM221 25H222V26H221ZM59 26H58V27H59ZM70 26H68V27H70ZM97 26H98V25H97ZM168 26L170 27L169 24H168ZM168 26H167V28H168ZM181 26H177V27L181 28ZM189 26H190V25H189ZM200 26H201V31H202V28L204 29L203 26H205V25L200 24L199 27H198L199 29H200ZM246 26H247V25H246ZM255 26H256V25H255ZM55 27H56V26H55ZM55 27H54V28H55ZM87 27H88L87 29H86V27L83 28V29H86V30H84V31H86V32H87V30L89 29V26H87ZM104 27H105V26H104ZM104 27H103V28H104ZM122 27H124V28H122ZM223 27H224V26H223ZM225 27H224V28H225ZM243 27H244V26H243ZM247 27H248V26H247ZM250 27H252V26L250 25L247 29H248V30L251 29ZM91 28H92V26H91ZM91 28H90V29H91ZM93 28H94V26H93ZM93 28H92V29H93ZM95 28H96V29H95ZM95 28H94V29L97 30V27H96V26H95ZM98 28H99V30L102 29V27H100V26H99ZM112 28H114L115 30H112ZM170 28H171V27H170ZM170 28H169V29H170ZM179 28H177V29H179ZM188 28H189V27H188ZM188 28H187V29H188ZM252 28H255L254 33L256 32V29H257V30L259 29V27L257 28V27H254V26H253ZM261 28H262V27H261ZM90 29H89V30H90ZM127 29H126V30H127ZM144 29H145V30H144ZM146 29H147V30H146ZM169 29H168V30H169ZM172 29H173V28H172ZM177 29H176V30H177ZM182 29H183V30L185 29L184 32H185V34L187 35V33H188L187 31H188V30L186 31L185 26H184ZM211 29H210L209 31H211ZM226 29H229V28L227 27ZM226 29H225V31H226ZM231 29H233V30L231 31ZM235 29H237V28H235ZM247 29H246V27H245L244 29H242V31H244V30L246 31ZM55 30H56V29H55ZM55 30H54V31H55ZM58 30H60V29H57L55 32H58ZM131 30L129 29V31H131ZM174 30H175V28H174ZM176 30H175V31H176ZM180 30H181V29H180ZM190 30H191V27H190ZM196 30L198 31L197 28H196ZM206 30L203 31V32H207L206 34H208V30H207V31H206ZM238 30H239V29H237L236 32H238ZM248 30H247V31H248ZM253 30H254V29H253ZM260 30H261V29H260ZM260 30H258V31H260ZM81 31H83V30H81ZM100 31H101V30H100ZM104 31H105V30H104ZM104 31H103L104 34H102V32H100V33L102 34L103 39L106 38V41L103 40L104 43L106 44V42H107V38H108V36H109V34H110V33H108V32H111V31H109V29L107 30V33H105ZM172 31H173V30H171V33H172ZM175 31H174L173 34H172V35L174 36V38H175V37L177 36V34L180 32V31H178V30H177L178 33L175 32ZM191 31H192V32H190V33H193V34H194V35L192 34V36H194V38H195L194 40H197V39L199 40V38H197V37H200V39H201V38L204 39L205 37L208 38V36H206V35H204V36L202 37V34H201L200 36H196V35H199V34H198L199 31L197 32L196 35H195V33H194V32H196V31H194V32H193V30H191ZM201 31H200V32H201ZM216 31H213V30H212L213 34H212V33H211V34H212L213 36H211V35H210L211 37L209 36V38H211V39L214 38L215 43L209 41V40H211V39H209V40H208V39L205 40L206 38L204 39L206 42L209 41L211 44L213 43L212 46H214V48H215V49H213V51L216 50L217 47L220 48L221 45H224V44H219L218 42H216V40H218V39L220 38V37H218L219 34L214 35V32H216ZM251 31H252V30H251ZM258 31H257V32H258ZM263 31H264V29L261 30L262 33H261V32H258L259 34L257 33L256 36L259 35L258 37H260V34H263V33H264ZM92 32H93V30H92ZM92 32H91V30H90V32H88V33H89L88 35L91 36L90 33H92ZM116 32H118V31H115V33H114L115 35H116ZM120 32L122 33V31H120ZM126 32H127V31H126ZM135 32H138V31L134 30L133 33H135ZM141 32L139 31V35H136L137 37L140 36V39H141V35H142ZM149 32H148V33H149ZM182 32H183V31H181V33H182ZM186 32H187V33H186ZM217 32H216V33H217ZM220 32H221V33L223 32V33H225L226 35L221 34ZM227 32H229V31L227 30ZM240 32H241V31H240ZM248 32L251 33L250 31H248ZM78 33H79V32H78ZM83 33H84V32H83ZM94 33H95V32H94ZM111 33H112V32H111ZM124 33H125V31H124ZM124 33H122V34H124ZM127 33H129V32H127ZM131 33H132V32H131ZM148 33H147V35L150 37V35H149L150 33H149V34H148ZM171 33H169V34L171 35ZM181 33H180V34H181ZM242 33H243V32H242ZM242 33H241V34H242ZM245 33H246V36H247V34H249V33H247V32H245ZM245 33H243V37H244ZM57 34H58V36H59L60 33H57ZM80 34H82V33H79L78 36H80ZM96 34H97V33H95L94 35L96 36ZM101 34H100V35H101ZM114 34H112V35H114ZM117 34L119 35L120 33H117ZM122 34H121V35H122ZM136 34H138V33H136ZM140 34H141V35H140ZM180 34H179V36H180ZM182 34H183V33H182ZM185 34H184V36H185ZM204 34H205V33H204ZM229 34H231V33H229ZM237 34H238V33H237ZM237 34H236V35H237ZM251 34H252V33H251ZM255 34H256V33H255ZM255 34H253V35H255ZM110 35H111V34H110ZM112 35H111V37H114V36H112ZM144 35H146V33L143 34V36H144ZM172 35H171V37H169L170 39L173 37ZM220 35H219V36H220ZM233 35H234V34L232 33V39H233ZM239 35H240V34H239ZM253 35L250 36V37H252V39H253V37H254ZM5 36H6V35H5ZM58 36H57V37H58ZM90 36H89V37H90ZM123 36H124V35H122V37H123ZM127 36H128V35H127ZM134 36H135V34H134ZM134 36H133V34H132V37H134ZM136 36H135V37H136ZM148 36H147V37H148ZM187 36H188V35H187ZM215 36H216V38L218 37V39H216ZM246 36H245V37H246ZM263 36H264V34H263ZM60 37H61V35H60ZM63 37H61V38H63ZM91 37H92V36H91ZM98 37H100V36H98ZM111 37H109V38H110V39H109L110 41H111ZM115 37H116V36H115ZM119 37H121V36L119 35ZM124 37H126V36H124ZM124 37H123V38H124ZM129 37H130V33H129ZM137 37H136V38H137ZM144 37L146 38V36H144ZM188 37L191 38V36H188ZM234 37H238V36H234ZM243 37H242V38H243ZM247 37H248V36H247ZM61 38H59V41H62ZM79 38H80V37H79ZM79 38H77V41H75L76 43L78 42V39H79ZM85 38H86V37H85ZM85 38L82 37V35H81V39H82V40H85ZM117 38H118V36H117ZM138 38H139V37H138ZM138 38H137V39H138ZM145 38H144V41L146 42V40H148L149 38H148V39H145ZM169 38H168V40L170 41ZM176 38H177V37H176ZM255 38H256V37H254L253 40L251 39L252 42L255 40ZM261 38H263L262 35H261ZM94 39H95V37H94ZM98 39H99V38H97V40H98ZM100 39H101V38H100ZM118 39L121 40L122 38H118ZM126 39H127V38H126ZM126 39H125V40H126ZM132 39H133V38H132ZM137 39H136V40H137ZM185 39H188V38H185ZM185 39L182 38L181 41H183V40H185ZM191 39H193V38H191ZM203 39H202V40H203ZM225 39H226V40H225ZM239 39H240V40H239V41H240V44H239V45H240V46H245V49L243 48V50H248V49L251 50V49H252V48L250 49V47L252 46L253 43H251V41L248 42V43L245 42L247 39H249V37H248L247 39L245 38V39H246L245 41H242L241 38H239ZM257 39H258V41H257ZM259 39H260V38H256V42H258V44L260 45V43H259ZM74 40H73V41H74ZM86 40H88V39L86 38ZM91 40H92V39H91ZM109 40H108V42H109ZM114 40H115V39H114ZM123 40H124V39H122V41H123ZM129 40H130V39H129ZM134 40H135V38H134ZM134 40H133V41H134ZM141 40H142V39H141ZM141 40H140V41H141ZM237 40H238V38H237ZM243 40H244V38H243ZM262 40H264V38L260 40L261 43H262ZM69 41H68V42H69ZM80 41H81V40L79 39V42H80ZM95 41H96V40H95ZM95 41H94V43H95ZM112 41H113V40H112ZM112 41H111V42H112ZM122 41H121V42H122ZM131 41H132V40H131ZM131 41H130L129 43H131ZM140 41L138 40L137 43L139 44ZM172 41H173V38H172ZM172 41H171V42H172ZM174 41H175V40H174ZM177 41H178V40H177ZM179 41H180V40H179ZM181 41H180V42H172V43L170 42L171 45H173V43H175V44H174L173 46H171V45H169V47L167 46V50L171 49V47H174V46L176 45V43H177L179 46H180V45L183 46L184 49H185V47H188V46H186V45L184 46V44L188 43L190 40H189L188 42H186V43H184V41H183V43H184L183 45L181 44V43H182ZM191 41H192V40H191ZM212 41H213V40H212ZM219 41H221V40H219ZM79 42H78V43H79ZM84 42H86V41H84ZM96 42H100V41H96ZM101 42H102V41H101ZM114 42H116V41H114ZM135 42H136V41H135ZM135 42H132V44H131L133 47H135V46L133 45V43H135ZM145 42H144V44H145ZM147 42H148V41H147ZM147 42H146V44H147ZM196 42H199V43H201V45H202V42H201L200 40H199V41H196ZM206 42H204L203 45L208 44V43H206ZM241 42H242V44H243L244 42L247 43V47H248V49H247L246 45H244V44L241 45ZM256 42H255L254 44H257ZM62 43H64V41H63ZM71 43H72V41H71ZM76 43H75V45H77V46L80 48V50L77 49V51H74V52L71 51L72 54H75V55H76L75 52H79V53H78L79 56L83 57V59H84V62H83L84 66L88 69V76L90 75V77H92L91 75H94V77H95V76H96L95 72L97 71L96 68H95V66H96L97 62H100V61H97V62L94 61L95 58H96V60H97V57H95L94 59L92 58V54H91V53H92L93 51H91V48H92V49H95L96 47L93 48V45H94V44L91 43V42H89V41H88V43H87V46L84 45L83 41H81V43L84 45L83 48L86 46L85 50L82 51V50H81V47H80V44H81V43H80L79 45L76 44ZM119 43H120V42H119ZM119 43H118V45L120 46V49L124 47L123 44H126V42H124V41H123L122 44H119ZM127 43H128V40H127ZM137 43H135V45H136ZM216 43H218V45H216ZM220 43H221V42H220ZM222 43H223V42H222ZM228 43H229V41H228ZM250 43H251V46L249 45ZM60 44H61V43H60ZM65 44H66V43H65ZM65 44H63V45H65ZM82 44H81V45H82ZM85 44H86V43H85ZM88 44H89V45H88ZM99 44H100V43H99ZM105 44L103 45V44L101 43V45H103V46H105ZM114 44H116V43H114ZM146 44L143 45V43H141V45L146 46V50H145V49H142L143 46H142V48L140 47V49L143 50V52H142L143 54L146 53V52H148V50H147V46H148V44H147V45H146ZM168 44H169V43H168ZM194 44H197V43H194ZM211 44H210V47H211ZM254 44H253V46L256 47V45H254ZM258 44H257V45H258ZM263 44H264V42H263ZM263 44H262V45H263ZM63 45L61 44L62 47H64ZM66 45H68V44H66ZM72 45H73V46H71V47H74V42H73ZM97 45H98V44H97ZM121 45H123V46L121 47ZM127 45H129V44H127ZM127 45H126V46H127ZM141 45H140V46H141ZM187 45H188V44H187ZM189 45H191V44H189ZM208 45H209V44H208ZM215 45H216V46H215ZM219 45H220V46H219ZM234 45H235L236 48H237V45H238V44H237V45L234 44ZM89 46H90V48L87 49ZM91 46H92V47H91ZM110 46H111V44H110ZM116 46H117V45H116ZM126 46H125L124 48H125L126 50L129 49L130 46L127 47V48H126ZM179 46H178V47H179ZM194 46H195V45H194ZM225 46H224V47L222 46V47L225 48V50H226L227 48H226ZM235 46H233V47L230 46L231 48L228 47V49H230V50H229V51L226 50V51H225V54H226V52L229 53V52H232L233 50H235L236 48L233 49ZM240 46H238V48H239ZM249 46H250V47H249ZM260 46H261V45H260ZM67 47L69 48V46H67ZM100 47H101V46H100ZM100 47H99V48H100ZM105 47H106V46H105ZM107 47H108V45H107ZM114 47H115V45L113 46V48H114ZM138 47H139V45H138ZM175 47H177V45H176ZM175 47H174V48H175ZM178 47H177V48H178ZM195 47L198 48V46H195ZM202 47H203V46H202ZM206 47H207V46H206ZM222 47H221V48H222ZM65 48H66V47H65ZM68 48H67V49H68ZM83 48H82V49H83ZM97 48H98V46H97ZM144 48H145V47H144ZM183 48H181V51L183 50ZM221 48H220V49H221ZM238 48H237L236 50L240 51L239 54L241 55V54L244 53V56H246L247 52H246V54H245V51H243V53H242V52H241V51H242V49H241L242 47H240L239 49H238ZM257 48H258V46H257ZM260 48H261V47H259L258 49H260ZM262 48H263V47H262ZM67 49H66V50H67ZM70 49H71V48H70ZM73 49H76V48H73ZM86 49H87V50H86ZM101 49H102V48H101ZM106 49H107V48H106ZM108 49H109V48H108ZM117 49H119L118 46H117ZM175 49H176V48H175ZM186 49H187V48H186ZM200 49H201V48H200ZM208 49H209V47H208ZM231 49H233V50L231 51ZM71 50H72V49H71ZM109 50H111V48H110ZM133 50H135V48H133ZM133 50H132V51H133ZM138 50H139V48H136V51H135L136 54H137V52H138V53L141 52V50H140V52H139ZM172 50H173V51H176V50H179V49L174 50V49L172 48V49L170 50V52H171ZM188 50H190V48H189ZM192 50H194V49H191L190 51H192ZM202 50H204V49H202ZM210 50H212V48H211ZM210 50H209V51H210ZM217 50H219V49H217ZM221 50H223V52H224V49H221ZM221 50H219V51H221ZM236 50H235V51H236ZM260 50H261V52H259ZM260 50H258V52H259L258 55H259V56L261 55L260 57H262V55H264V53H262V51H264V50H262V49H260ZM67 51L70 53L69 50H67ZM132 51L130 50V51L128 52V54L132 55V54H131ZM144 51H145V52H144ZM181 51H180V52L178 51V53H180V54H181V53L184 54L185 51H183V52H181ZM199 51H200V50H199V48H198V52H199ZM204 51H205V50H204ZM207 51H208V50L206 49V52H207ZM219 51H216V52H217L218 54H220ZM94 52H97V51H94ZM100 52H101V50H100ZM103 52H105V51H103ZM107 52L110 53V52H112V50H111V51H108V50H107L106 53H107ZM176 52H177V51H176ZM176 52H171V54H173L172 56H176V55H175ZM192 52H193V51H192ZM192 52H191V54H190V52H189V57H188V58H191V57L195 56V53H196V52H194V55L192 54ZM206 52H205V54H207V53L211 54V53H212L211 51H210V52H207V53H206ZM216 52H215V53H216ZM223 52L221 51V54H222ZM233 52H234V51H233ZM106 53H105V54H106ZM174 53H175V54H174ZM236 53H238V52L236 51V52L234 53V56H236V55H235ZM248 53H249V51H248ZM260 53H262V54H260ZM95 54L97 55V54H99V53H94V55H95ZM103 54H104V53H103ZM103 54H101V55H102V56H101L102 58L105 57V55H104V57H103ZM112 54H113V52H112ZM126 54H127V53H126ZM133 54H134V51H133ZM171 54H170V53L168 54V55H170V58H172V57H171ZM182 54H181V55H182ZM185 54H187V53L185 52ZM200 54H201V53H200ZM209 54H208V55H209ZM225 54H224V55H225ZM239 54H238L237 56H239ZM70 55H71V54H70ZM75 55H74V56H75ZM96 55H95V56H96ZM139 55H140V54H139ZM190 55H191V57H190ZM201 55H202V54H201ZM201 55H200V56H201ZM213 55H214L215 57L217 56V54H213ZM222 55H223V54H222ZM222 55H220V56H222ZM224 55H223V56H224ZM230 55H231L230 57H232L233 54H230ZM10 56H11V55H10ZM97 56H98V55H97ZM109 56H110V55H109ZM137 56H138V54H137ZM177 56H178V55H177ZM177 56H176V57H177ZM185 56H186V55H185ZM197 56H198V55H197ZM197 56L195 57L196 60H197ZM202 56H203V55H202ZM202 56H201V60H200V61L203 63V62L205 61L206 57H208V56H206L205 58H203L205 55H204L203 57H202ZM211 56H212V55H211ZM211 56L209 57V58H210V61H212V59L214 60V59H217V58H218V62H219V60L221 61V57H220L219 55H218L219 57H217V58H213V56H212V59H211ZM234 56H233V59H234V60H233V63L231 62V65L234 64V66H236L234 62L237 63V61H235V58H236V57L234 58ZM242 56H243V55H242ZM242 56H241V57L239 56V58H240V59H239V63H240V61H241ZM244 56H243V57H244ZM71 57H72V59H73V56H71ZM76 57H77V56H75V58H74L75 61L77 60ZM99 57H100V55H99ZM99 57H98V60H99ZM106 57H108V56H106ZM138 57H139V56H138ZM141 57H143V56H141ZM167 57H168V56H167ZM179 57H180V56H179ZM181 57L183 58V56H181ZM226 57H228V59L230 58L229 56H226ZM226 57H225L224 59H226ZM260 57H259V58H260ZM102 58H101V59H102ZM109 58H112V57H109ZM170 58H169V59H170ZM202 58L204 59V61H202ZM219 58H220V59H219ZM237 58H238V57H237ZM255 58H256V55H255L254 59H255ZM257 58H258V56H257ZM257 58H256V59H257ZM259 58H258V59H259ZM263 58H264V56H263ZM104 59H105V58H104ZM138 59H139V58H138ZM169 59H168V60H169ZM179 59H181V58H177L178 61H179ZM193 59H194V58H193ZM193 59H192V60H193ZM199 59H200V58H198V62H197V63H194V64H196V65L198 64V65H199V63H201V62H199ZM222 59H223V58H222ZM228 59H227V60H228ZM15 60H16V59H15ZM79 60H81V59L79 58ZM92 60H93L94 62H96V64H94ZM105 60H108V58L105 59ZM105 60H104V65L106 66L107 63H105ZM109 60H110V59H109ZM113 60H115V58H114ZM113 60H111L112 63H110V62H111V61H110L109 64H107V66H108V65H111V64L114 65L115 62H114ZM140 60H141V59H140ZM140 60H139V61H140ZM172 60H175V59L173 58V59H171L170 61H168V62H167L168 65L171 66V62H172ZM188 60H189V59H188ZM192 60H189V61H190V65H193V66H194V64H191V63H192V62H195L196 60H195V59H194V61H192ZM229 60H232V59H229ZM229 60H228L227 63H225L226 60H224V61L222 60V62H221L220 65H222L223 62H224L225 64H223V68H225L224 66H226L228 63L230 64ZM236 60H238V59H236ZM261 60H262V58H261ZM117 61H118V60H117ZM141 61H142V60H141ZM141 61H140V62H141ZM181 61H182V59H181ZM207 61H209V59H206V62H207ZM215 61H216V64L214 65ZM215 61H214V63H210V64H211V65L213 64V67L216 66V67H217V70H219L222 66H221V67H218L219 64H217V63H218L217 60H215ZM257 61H259V60H257ZM77 62H78V61H77ZM81 62H82V61H81ZM169 62H170V64H169ZM173 62H175L176 64H173V63H172V64L177 66L178 62H176V60L173 61ZM179 62H180V61H179ZM206 62H205V64L200 65V68H198V65H197V67L195 66V69L198 68L197 70H198V71L200 70L199 73H201V67L209 63V62H208V63H206ZM260 62H261V61H260ZM101 63H102V60H101L100 64H101ZM142 63H143V62H142ZM245 63H246V61H245ZM247 63H248V62H247ZM247 63L244 64V66H245V65L248 66L249 64L247 65ZM251 63H252V62H251ZM255 63H256V60H255ZM262 63L264 64L263 60H262ZM262 63H261V65H262ZM100 64L98 63V65H100ZM102 64H103V63H102ZM137 64L140 65L141 68L144 67V65H143L144 63L142 64L143 66H142L141 64H139L138 62H137ZM137 64H136V65H137ZM257 64H259V63L257 62ZM94 65H95V66H94ZM104 65H103V66H104ZM113 65H112V66H113ZM190 65H189V66H190ZM220 65H219V66H220ZM251 65L253 66V63H252ZM259 65H260V64H259ZM140 66H139V67H140ZM170 66H169V68H171ZM176 66H174V67L172 66L173 69H177V68H175ZM207 66H209V64H208ZM263 66H264V65H263ZM39 67H40V66H39ZM110 67H111V66H110ZM139 67H138V71H139ZM177 67H178V66H177ZM182 67H183V69L187 70V67H188V66H186V68H185V66L181 65V67H180V64H179V67H178V69L176 70V72L179 73V74L176 73L177 75H174V74H172V73L170 72L169 74H172V76H171L170 79L175 78L174 76L179 77L180 74L182 73V71H181V72H178V71H179V68L181 69ZM216 67H214V68H216ZM226 67H227V66H226ZM94 68H95V69H94ZM106 68H107V67H106ZM108 68H109V67H108ZM169 68H167V69H169ZM204 68H205V66L202 67L203 70H205ZM218 68H219V69H218ZM223 68H222V69H223ZM246 68H247V67H246ZM101 69H102V68H101ZM101 69H100V70H101ZM104 69H105V67H104ZM136 69H137V67H136ZM173 69H170V71H172ZM192 69H194V68L192 67ZM208 69H209V68H206V70H208ZM211 69H212V68H211ZM211 69H209V70H211ZM227 69L230 70L229 65H228V68H226V70H227ZM95 70H96V71H95ZM98 70H99V67H98ZM102 70H103V69H102ZM102 70L100 71L101 73L104 72V71H102ZM105 70H106V69H105ZM181 70H182V69H181ZM209 70H208V72H210ZM226 70H224V71L227 72ZM232 70H233V68L231 69V71H232ZM107 71H108V69H107ZM107 71H106V73H107ZM140 71H141V69H140ZM173 71H174V70H173ZM187 71H188V70H187ZM187 71H184V70H183V72H184V73L186 72V74H187ZM189 71H191L190 68H189ZM214 71H215V70H214ZM219 71H220V70H219ZM98 72H99V71H98ZM174 72H175V71H174ZM202 72H204V71H202ZM208 72H207V73H208ZM215 72H216V71H215ZM215 72H214V75H213V73H212V74H211V73H208V76L210 77L209 80L211 79V76H212V75L215 76ZM262 72H263V71H262ZM96 73H97V72H96ZM188 73H189V72H188ZM190 73H194V72H190ZM195 73H197L196 70H195ZM195 73H194V74H195ZM216 73H217V76H218V74H220V73H218V71H217ZM222 73H223V72H222ZM222 73H221V74H222ZM260 73H261V72H260ZM260 73H259V74H260ZM97 74H98V73H97ZM99 74H100V73H99ZM99 74H98V75H99ZM167 74H168V73H167ZM182 74H183V73H182ZM186 74H185V75H186ZM202 74H204V73H201V74H198V75H202ZM210 74H211V76H210ZM223 74H224V73H223ZM259 74H258V75H259ZM261 74H262V73H261ZM2 75H3V69H2V67L0 66V77H1ZM98 75H97V76H98ZM101 75H102V74H101ZM173 75H174V76H173ZM178 75H179V76H178ZM190 75H193V74H190ZM204 75H205V76H204ZM204 75H202V78H201V76H200V77H199V78H200L199 80H201V79L203 80V78H204V80H203L204 82H205V81H209V80H205V78H206L207 76H206V74H204ZM169 76H170V75H169ZM187 76H189V74L186 75V77H184V76H182V75H181L180 77H182V78H186V80H188V79H187V78H188ZM193 76H194V75H193ZM195 76H197V74H196ZM217 76H216V77H217ZM219 76H220V75H219ZM221 76H222V75H221ZM223 76H224V78H225L226 74H224ZM223 76H222V77H223ZM256 76H257V75H256ZM260 76H261V75H260ZM260 76H257V78H258L259 80H262ZM94 77H93V78H94ZM98 77H99V76H98ZM98 77H97V78L95 77V78L98 79ZM191 77H192V76H191ZM197 77H198V76H197ZM197 77H196L195 79H197ZM216 77H213V78H212V79H213V80H212L213 82L215 81L214 78H216ZM259 77H260V78H259ZM167 78L169 79L168 76H167ZM182 78H181V79L177 78V79L180 81V80H182ZM189 78H190V76H189ZM220 78H221V77H220ZM220 78H219V79H220ZM102 79H104V78H102ZM102 79L100 80V82L103 81ZM168 79H167V80H168ZM175 79H176V78H175ZM193 79H194V78H193ZM193 79H192V81H194V82H192V84L195 85V84H194V83H195V79H194V80H193ZM207 79H208V78H207ZM216 79H217V78H216ZM221 79L224 81L223 78H221ZM221 79H220V80L217 79L216 81H218V83H220L219 81L223 82ZM225 79H226V78H225ZM98 80H99V79H98ZM106 80H107V79H106ZM178 80H176V81H178ZM186 80L183 79V82H185ZM189 80H190V79H189ZM189 80H188V81H189ZM226 80H228V79H226ZM226 80H225L224 83H223L224 85L226 84ZM254 80H255V81H254ZM254 80H253V81H254V85H255V83H257V82H256L257 79L254 78ZM259 80H258V82H260V83H263V82H264V80H262L263 82H261V81H259ZM171 81H173L175 84L178 83V82H176L175 80H171ZM171 81H170V83H171ZM216 81L214 82L215 84L212 83L213 86H216V84H217ZM100 82H97V83H100ZM105 82H106V84L108 83L107 81H105ZM168 82H169V81H168ZM173 82H172V83H173ZM183 82H182V83H183ZM189 82H191V81H189ZM189 82H188V83H189ZM197 82H199L198 79H197ZM197 82H196V83H197ZM209 82H210V84H211V80H210ZM227 82H228V81H227ZM101 83H102V84H101ZM101 83H100V84L104 86L105 83H104V82H101ZM170 83H169V84H170ZM174 83L172 84L173 86L175 85ZM180 83H181V81L179 82V85H180L179 88L181 87V84H180ZM188 83H187V84H188ZM100 84H99V85H100ZM169 84H167V86H168V87H167V90H169V88H170V87H169ZM184 84H186V83H183V85H182L183 87H184ZM192 84H191V85H192ZM200 84H201V86H202V84H203L202 81L200 82ZM210 84L208 83V86H207V82H206V88H207V89H209V88L211 87ZM221 84H222V83H221ZM227 84H228V83H227ZM172 85H171V86H172ZM188 85L190 86V83H189ZM193 85H192V86H193ZM196 85H197V84H196ZM196 85H195V86H196ZM219 85H220V84H219ZM258 85H259V86H258ZM258 85L256 84L255 87H256V86L260 87L261 84L258 83ZM14 86H15V85H14ZM103 86H98V85H97V87H100V89H102L101 87H103ZM173 86H172V88H173ZM175 86H176V85H175ZM175 86H174V87H175ZM185 86L187 87V85H185ZM197 86H199V88L197 87L199 90L202 88V87H200V85H197ZM203 86H204V88H205V85H203ZM222 86H223V85L218 86V88H217V86H216V87H213V90H212V91L214 92V89H215V92H214V93L212 92V94H211V93H210V94L208 93V91H209L210 89H209L207 92L204 91L205 89H203V91H204L203 94H202V90L199 91V92H201V96H200L198 90H197V91H194L196 88H194V90H192V88H190V90H188V91L190 92V91L192 90L193 92H198L199 95H196V94H194V95L196 96V100H197V101H200L199 98H198L197 96H200V98H201V97L204 95V93H205V94H206V93L209 94L210 97H211V95L216 96L215 93H219V92H216V89H218V91H219V90H221V89H219V87H222ZM263 86H264V83H263ZM263 86H261V87L263 88ZM104 87H105V86H104ZM104 87H103V88H104ZM190 87H191V86H190ZM258 87H257V88H258ZM261 87H260V88H261ZM184 88H185V87H184ZM184 88H183V90H184ZM222 88H224V87H222ZM97 89H98V88H97ZM176 89H177V87L175 88V91L178 92V94H180L181 92H183L182 90H180V93H179V89H178V90H176ZM207 89H206V90H207ZM258 89H259V88H258ZM263 89H264V88H263ZM263 89H261V90H263ZM14 90H15V89H14ZM186 90H187V88L184 90V93H186ZM261 90H260V91H261ZM12 91H13V89H12ZM188 91H187V92H188ZM192 91H191V92H192ZM210 91H211V90H210ZM18 92H19V91H18ZM176 92H174L175 94H174L173 100H176L175 98H178L179 96H180L179 98H181V96L183 95L182 93H181L182 95H181V94L178 95V94H176ZM262 92H263V91H262ZM19 93H20V92H19ZM258 93L260 94L261 92L258 91ZM20 95H21V94H20ZM55 95H56V94H55ZM176 95H178V97H177ZM185 95L187 96L188 94L186 93ZM185 95L182 96L183 99H184V97H186ZM190 95H191V93H190ZM190 95H189V96H190ZM194 95H193V96H194ZM262 95H264V93L258 95L257 97L262 96ZM175 96H176V97H175ZM193 96H192V98H193ZM204 96H205V95H204ZM204 96L201 98V100L204 98ZM213 96H212V97H213ZM187 97H188V96H187ZM190 97H191V96H190ZM190 97H189V98H190ZM207 97H208V95L206 96V98H207ZM210 97H208V100L210 99ZM206 98H204L203 100H205ZM260 98H263V96L260 97ZM260 98H259V99H260ZM181 99H182V98H181ZM186 99L188 100V98H186ZM193 99H195V97H194ZM193 99L190 98V100L192 101V102H191L192 104H194V101H195V100L193 101ZM23 100H24V99H23ZM177 100H178V99H177ZM177 100H176V103H177ZM179 100H180V99H179ZM187 100H186V101H187ZM190 100H188V102H190ZM203 100L201 101L202 104L200 103V105H202V106H203L204 104H207V101H208V100L206 99L207 101H206V103H204ZM18 101H19V97H18ZM181 101H182V100H180V102H181ZM197 101H195V103H196ZM172 102H173V101H172ZM178 102H179V101H178ZM184 102H185V99H184ZM188 102H187V103H188ZM208 102H209V101H208ZM173 103H175V102H173ZM176 103H175V105H176L177 107H175V108H176V109L178 108L177 111H179L178 113L176 112V113H177L176 117H175L174 114H172V111H171V110L174 109L173 112H175V111H176L175 108H172V107L170 106V107H171L170 111H171L172 116H171V114H169L170 112L168 111V112H169L168 115H170V118L173 117V116L175 117V118L173 117V118L171 119V121H172L173 119H176L177 117H179L180 115H178V114H179V113L181 114V113L183 112V110H185V107L189 104V103L187 104V103L185 102L184 104H186V106L183 107L184 109H182V106H180V105L182 104V102H181V104L179 103V104H180V105H179L180 107H178V105H177L178 103H177V104H176ZM191 103H190V105H191ZM203 103H204V104H203ZM18 104H19V103H18ZM26 104H27V103H25V107H26L25 109H27ZM184 104H183V105H184ZM196 105H199V102H197ZM19 106H20V104H19ZM172 106H174V105H172ZM188 106H189V105H188ZM188 106H187V107H188ZM194 106H195V104H194ZM205 106H206V105H204V107H205ZM170 107H168V108H170ZM187 107H186V108H187ZM191 107H192V106H190V108H191ZM204 107H203V109H205V111H206V110H207V109H206L207 106H206V108H204ZM22 108H24V107H22ZM180 108H181V111H182V112H180V110H179ZM192 108H193V107H192ZM196 108H198V107H196ZM196 108H195V109L193 108V109L196 110ZM17 109H19V110H16V111H18V112L21 111V108H20V107H18ZM200 109H202L201 106H199V111H200ZM203 109H202V110H203ZM187 110H188V108H187ZM26 111H27V110H26ZM190 111H191V110H190ZM190 111H186V112L188 113V112H190ZM199 111L197 110V112H199ZM205 111H202V114H203V112L205 113ZM21 112H22V111H21ZM21 112H20V113H21ZM191 112H192V111H191ZM195 112H196V111H194V113H195ZM206 112H207V111H206ZM184 113H185V111H184ZM184 113L181 114V117H182V115H183ZM194 113H191V115H190L189 113H188L189 115H185V116H187V118H185V117L183 116V117L185 118V119L183 118V120H184V121H186V119L188 120V116L190 117V116H192V114H193V115L197 114V116H198L197 118H199V115H198V114H199L200 112H199V113H195V114H194ZM185 114H186V113H185ZM200 114H201V113H200ZM202 114H201V115H202ZM206 114L208 115L209 113L207 112ZM206 114H205V115L203 114V116L205 117ZM18 115H19V114H18ZM26 115H27V114H26ZM238 116H240V115H238ZM238 116H237V117H238ZM23 117H24V115H23ZM167 117H168V119H169V116H167ZM181 117H179V118H177V119H179L180 122H181V124H182V123H184V122L181 121V120H182ZM193 117L196 118V116H193ZM193 117H192V118H193ZM208 117H209V115H208ZM18 118H19V117H18ZM26 118L28 119V117H25V119H26ZM44 118H45V117H44ZM192 118H191V119H192ZM195 118H193V119H195ZM200 118H201L200 121H202V119H203L202 116H200ZM205 118L207 119V116H206ZM168 119H167V120H168ZM193 119H192V120H193ZM206 119H205V121H208V119H207V120H206ZM20 120H21V118H20ZM43 120H44V119H43ZM167 120H166V122H167L166 124L169 125L170 122L167 121ZM179 120L177 121L178 124L176 123V126H175V123H174V127L170 124L171 128L173 127V128H172L173 130H171V128H168V127H166V126L164 125V126L166 127V129L172 131V133L174 134L173 136H174L176 139L182 137L181 135H179V133L181 132V130H182V132H184V131L187 129V128L184 129V128L186 127V126H185V123H184V125H181V124L179 123ZM197 120H199V119H197ZM259 120H260V119H259ZM262 120H263V119H262ZM15 121H16V120H15ZM22 121H23V120H22ZM173 121H174V120H173ZM188 121H189V120H188ZM190 121H191V120H190ZM190 121H189V122H190ZM205 121H204V123H206ZM175 122H176V121H175ZM189 122H188V123H189ZM246 122H247V121H246ZM26 123H27V122H26ZM26 123H25V124H26ZM186 123H187V122H186ZM190 123H191V122H190ZM190 123H189V124H190ZM262 123H263V122H262ZM21 124H22V123H21ZM21 124H20V125H21ZM172 124H173V123H172ZM189 124H186V125H189ZM29 125H31V124H29ZM158 125H160V124H158ZM178 125H179L180 127H181V126H185V127H181V128L184 129V131H183V129H181L180 132H179V131L177 130V128L180 129V127H179ZM220 125H222V124H220ZM224 125H225V124H224ZM170 126H169V127H170ZM191 126H192V125L187 126V127H190V128H191ZM27 127H28V126H27ZM158 127L160 128L161 125H160V126H157V128H158ZM165 127H162L163 130L165 129ZM175 127H176V130L178 131V134H177V131H176V135H177V136L179 135V137H177V136L175 135V131H174V130H175V129H174ZM223 127H225V126H223ZM235 127H236V126H235ZM243 127H244V126H243ZM197 128H198V126H197ZM193 129H194V127L192 128V130H193ZM14 130H15V129H14ZM18 130H19V129H18ZM18 130H17V131H18ZM31 130H33V129H31ZM38 130H39V129H38ZM38 130H36V131H38ZM168 130H166V131L168 132ZM195 130H196V129H195ZM224 130H226V129H224ZM236 130H237V129H236ZM164 131H165V130H164ZM166 131H165V132H166ZM170 131H169V133H170ZM173 131H174V132H173ZM187 131H189V132H191V133L193 132V137H192V138H194V137H195V139L198 138L199 135L197 134V131H195L196 133H194V130H193V131H190L189 128H188ZM247 131H248V130H247ZM167 132H166V133H167ZM189 132H187V133H189ZM235 132H236V131H235ZM239 132H240V131H239ZM31 133H32V132H31ZM169 133H167V134H169ZM172 133H170V134H172ZM184 133L187 134L186 132H184ZM184 133H183V136H184ZM217 133H219V132H217ZM237 133H238V132H237ZM1 134H2V133H1ZM22 134H23V133H22ZM181 134H182V133H181ZM195 134H196V135H195ZM12 135H13V134H12ZM19 135H20V134H19ZM236 135H237V134H236ZM170 136H171V135H170ZM185 136H186V135H185ZM189 136H192V135L190 134ZM189 136L187 135V136H186V139H189ZM196 136H197V137H196ZM212 136H213V135H212ZM218 136H219V135H218ZM221 136H222V135H221ZM13 137H14V135H13ZM20 137H21V136H20ZM171 137H172V136H171ZM199 137H200V136H199ZM25 138H26V137H25ZM28 138H29V137H28ZM183 138H184V137H183ZM183 138H182V139H183ZM190 138H191V137H190ZM210 138H211V137H210ZM212 138H213V137H212ZM224 138H225V137H224ZM224 138H223V139H224ZM262 138H263V137H262ZM186 139L184 138L183 140H186ZM195 139H194V141H195ZM217 139H218V138H217ZM223 139H222V140H223ZM197 140H198V142H201L203 139H201V137H200V138L196 139V141H197ZM199 140H201V141H199ZM215 140H216V139H215ZM222 140H221V141H222ZM194 141L190 139V140H189L190 145H193L191 142H193V143H195V144L197 143V144H198V146L196 145L197 147H201V146L203 145V144L200 143V144H201V146H200V144H199L198 142H196V141L194 142ZM217 141H218V140H217ZM69 142H70L69 139H67V140H64L63 144L66 145V144H68ZM94 142H97V141H94ZM187 142H188V140H187ZM189 142H188V143H189ZM210 142H211V141H210ZM230 142H231V141H230ZM2 143H3V141H2ZM2 143H1V144H2ZM90 143H92V145H93V140H92V142H90ZM216 143H217V144H220V146L223 145V144H221L222 142H221V143L216 142ZM14 144H15V143H14ZM88 144H89V143H88ZM195 144H194L193 146H195ZM212 144H213V143H212ZM16 145H17V144H16ZM92 145H91V146H92ZM94 145H95V144H94ZM96 145L99 146L100 144L97 143ZM96 145H95V146H96ZM209 145H211V144H209ZM213 145H214V144H213ZM215 145H216V144H215ZM224 145H225V144H224ZM226 145H227V144H226ZM226 145H225V146H226ZM91 146L87 145L88 148H86V146H85L86 149H85V150L83 149V151L91 152V150H92V147H91ZM177 146H178V145H177ZM205 146H206V145H205ZM220 146L218 145L217 147H220ZM225 146H224V147H225ZM228 146H229V145H228ZM31 147H32V146H31ZM89 147L91 148L90 150H88ZM191 147H192V146H191ZM213 147H214V146H213ZM222 147H223V146H222ZM13 148H14V147H13ZM201 148H204V147H201ZM201 148H200V149H201ZM207 148H210V147L207 146ZM225 148H226V147H225ZM95 149H97V148H96V147L93 148V150H95ZM171 149H172V148H171ZM191 149H192V148H191ZM218 149H219V150H218ZM222 149H223V148H222ZM226 149H227V148H226ZM45 150H46V148H45ZM58 150H59V149H58ZM60 150H61V149H60ZM93 150H92V151H93ZM207 150H210V149H207ZM207 150H205V152H203V150H202V152H200V154H202V153H203V154H204V153L206 154V151H207ZM215 150L220 151V148H217V149L215 148ZM215 150H214V151H215ZM174 151H175V150H174ZM177 151H178V150H177ZM198 151H199V150H198ZM243 151H244V148H241V149L235 151V153L239 154V153H241V152H243ZM59 152H60V151H59ZM106 152H107V151H106ZM190 152H192V151L190 150ZM196 152H197V149H196ZM178 153H181V154H182V152H178ZM209 153H211V152L209 151ZM3 154H4V152H3ZM11 154H12V153H11ZM137 154H138V153H137ZM174 154H176V153H174ZM181 154H179V155H180V156L185 155L186 152H185V154H182V155H181ZM192 154H193V153H192ZM194 154H195V149H194ZM194 154H193V155H194ZM1 155H2V154H1ZM20 155H22V154H20ZM139 155H140V154H139ZM139 155H138V156H139ZM143 155H144V154H143ZM196 155H197V154H196ZM210 155H211V154H210ZM22 156H23V155H22ZM167 156H168V155H167ZM170 156H171V154H170ZM170 156H169V158H170ZM187 156H188V155H187ZM189 156H190V155H189ZM201 156H202V155H201ZM212 156H213V153H212ZM3 157H4V156H3ZM6 157H7V156H6ZM9 157H10V156H9ZM136 157H137V156H136ZM172 157H173V155H172ZM185 157H186V156H185ZM185 157H184V158H185ZM195 157H196V156H195ZM203 157H204V156H203ZM210 157H211V156H210ZM0 158H1V157H0ZM150 158H151V157H150ZM162 158H163V157H162ZM173 158H174V157H173ZM173 158H172V159H173ZM189 158H190V157H189ZM192 158H193V157H192ZM49 159H50V158H49ZM138 159H140V158H138ZM142 159H143V157H142ZM172 159H171V160H172ZM181 159H182V158H181ZM205 159H206V158H205ZM211 159H214V158H211ZM5 160H6V159H5ZM26 160H28V158H26ZM146 160H147V159H146ZM192 160H193V159H192ZM197 160H198V159H197ZM197 160H195V161L197 162ZM208 160H210V159H208ZM137 161H138V160H137ZM147 161H148V160H147ZM165 161H167V160H165ZM195 161L193 160V163H194ZM199 161H200V160H199ZM206 161H207V160H206ZM210 161H213V160H210ZM19 162H20V160H19ZM204 162H205V161H204ZM47 163H48V162H47ZM138 163H139V162H138ZM161 163H162V162H161ZM161 163H160V164H161ZM163 163H165V162H163ZM163 163H162V164H163ZM167 163H170V161H169V162L167 161ZM197 163H198V162H197ZM20 164H23V163H20ZM28 164H29V163H28ZM33 164H34V163H33ZM139 164H140V163H139ZM147 164H148V163H147ZM160 164H159V165H160ZM162 164H161V166L164 167L163 165H165L166 163L163 164V165H162ZM170 164H171V163H170ZM174 164H175V163H174ZM199 164H200V163H199ZM201 164H202V162H201ZM223 164H226V162H223ZM12 165H13V164H12ZM47 166H48V165H47ZM51 166H52V165H50V167H51ZM98 166L100 167V165H98ZM143 166H144V165H143ZM171 166H172V165H171ZM190 166H191V165H190ZM10 167H11V166H10ZM155 167H156V166H155ZM162 167H160V168L162 169ZM168 167H169V166H167V168H168ZM4 168H5V167H4ZM12 168H13V167H12ZM100 168H101V167H100ZM102 168H103V167H102ZM149 168H150V167H149ZM152 168H154V166H153ZM167 168H166V169H167ZM184 168H185V167H184ZM98 169H99V168H98ZM98 169H97V170H98ZM156 169H157V168H156ZM185 169L187 170L188 168H185ZM151 170H152V169H151ZM154 170H155V169H154ZM158 170H159V169H158ZM158 170H157V172L160 173V171H158ZM164 170H165V169H164ZM164 170H162V171H164ZM177 170H179V169H177ZM180 170H181V169H180ZM189 170H190V169H189ZM7 171H8V169H7ZM7 171H6V172H7ZM105 171H106V170H105ZM105 171H104V172H105ZM14 172H15V170H14ZM17 172H18V171H16V173H17ZM41 172H42V171H41ZM44 172H46V170H44ZM47 172H48V171H47ZM149 172H150V171H149ZM164 172H165V171H164ZM168 172H169V171H168ZM180 172H181V171H180ZM185 172H186V171H185ZM3 173H4V172H3ZM98 173H99V172H98ZM139 173H140V172H139ZM142 173H143V172H142ZM142 173H141V174H142ZM154 173H155V172H154ZM170 173H172V172L170 171ZM178 173H179V171H178ZM178 173H177V174H178ZM13 174H14V173H13ZM86 174H87V173H86ZM134 174H135V173H134ZM136 174H137V173H136ZM157 174H158V173H157ZM161 174H162V172L160 173V175H161ZM163 174H164V173H163ZM165 174H166V173H165ZM165 174H164V176H165ZM174 174H175V173H174ZM174 174H173V175H174ZM177 174H176V175H177ZM17 175L19 176L20 174L17 173ZM73 175H75V174H73ZM83 175H84V174H83ZM107 175H108V174H107ZM127 175H128V174H127ZM143 175H144V174H143ZM143 175H142V176H143ZM151 175H153V174H151ZM155 175H156V174H155ZM12 176H15V177H16V175H12ZM18 176H17V177H18ZM45 176H46V175L43 174V175H41L40 178L42 179V178L45 177ZM89 176H90V174H89ZM128 176H129V175H128ZM128 176H127V177H128ZM149 176H150V174H149ZM156 176H157V175H156ZM162 176H163V175H162ZM164 176H163V177H164ZM174 176H175V175H174ZM15 177H13V178H15ZM92 177H93V176H92ZM97 177H98V175H97ZM118 177H119V176H118ZM132 177H133V176H132ZM153 177H154V176H153ZM163 177H162V178H163ZM245 177H246V176H245ZM245 177L243 178V180L245 179ZM249 177H250V175H249ZM3 178H4V177H3ZM3 178H2V179H3ZM82 178H83V177H82ZM82 178H81V179H82ZM106 178H107V177L105 176V179H106ZM129 178H130V177H129ZM171 178H172V177H171ZM173 178H174V177H173ZM5 179H6V178H5ZM79 179H80V177H79ZM93 179H94V178H93ZM117 179H119V178H117ZM179 179H180V178H179ZM247 179H248V175H247ZM247 179H245V180H247ZM13 180H14V179H13ZM112 180H114V177H113ZM160 180H161V178H160ZM165 180H167V178H166ZM165 180H164V181H165ZM243 180H242L241 182H243ZM8 181H10V180L7 179V181H5V183H6V182L8 183ZM16 181H17V180H16ZM16 181H14V182H16ZM86 181H87V180H86ZM177 181H178V180H177ZM177 181H175V182H177ZM117 182H118V181H117ZM167 182H168V181H167ZM171 182H172V181H171ZM3 183H4V181H3ZM5 183H4V186H5ZM7 183H6V185H7ZM9 184H10V182H9ZM11 184H13V182H12ZM11 184H10V185H11ZM89 184H90V183H89ZM145 184H146V183H145ZM151 184H152V182H151ZM176 184H177V183H176ZM176 184L174 183V185H176ZM184 184H185V186H184L183 188H184V190H185V194H186L187 196H190V195L194 194V192L205 193L206 190H207V185H209L208 182H207L206 180H203V179L201 178V176H199V175H196L195 178H193L192 180L187 181V182L184 183ZM262 184H264V183H262ZM1 185H2V183H1ZM19 185H21V184H19ZM101 185H102V183H101ZM133 185H134V184H133ZM147 185L149 186L150 183L147 184ZM168 185H169V184H168ZM12 186H13V185H12ZM17 186H18V185H16L15 187H12V188H15V189H16ZM148 186H147V187H148ZM19 187H20V186H19ZM87 187H88V186H87ZM175 187H177V186H175ZM175 187H174V189H175V190H178V189H176ZM4 188H5V187H4ZM8 188H9V187H8ZM10 188H11V187H10ZM10 188H9V189H10ZM12 188H11V189H12ZM81 188H82V187H81ZM96 188H97V187H96ZM96 188H95V190H96ZM138 188H139V187H138ZM148 188H149V187H148ZM163 188H164V187H162V189H163ZM178 188H179V187H178ZM2 189H3V188H2ZM6 189H7V188H6ZM9 189H8V190H9ZM15 189H14V190H15ZM18 189H20V188H18ZM18 189H16V192H15V193H17V191L19 192ZM44 189H45V188H44ZM44 189H43V190H44ZM82 189H83V188H82ZM180 189H182V188H180ZM131 190H132V188H131ZM139 190H140V189H139ZM5 191H7V190H5ZM54 191H56V190H54ZM54 191H53V192H54ZM134 191H135V190H134ZM163 191H165V190H163ZM179 191H181V190H179ZM12 192L14 193L13 190H12ZM135 192H136V191H135ZM166 192H167V191H166ZM174 192H177V191H174ZM174 192H173V193H174ZM0 193H1V191H0ZM19 193H20V192H19ZM19 193H17V194H19ZM75 193H76V192H75ZM119 193H120V192H119ZM141 193H143V192H141ZM163 193H164V192H163ZM179 193H180V192H179ZM1 194H2V193H1ZM56 194H57V193H56ZM76 194H77V193H76ZM128 194H129V193H128ZM135 194H136V193H135ZM158 194H159V193H158ZM160 194H162V193H160ZM168 194H169V193H168ZM141 195H142V194H141ZM165 195H167V194L165 193ZM170 195H171V194H170ZM174 195H175V194H174ZM115 196H116V195H115ZM130 196H131V195H130ZM161 196H162V195H161ZM167 196H168V195H167ZM113 197H114V196H113ZM120 197H121V196H120ZM128 197H129V196H128ZM154 197H157V196H154ZM0 198H1V196H0ZM2 198H3V197H2ZM114 198H115V197H114ZM147 198H148V196H147ZM160 198H161V197H160ZM160 198H159V200H160ZM162 198H163V197H162ZM164 198H165V197H164ZM168 198H169V196H168ZM120 199H121V198H120ZM148 199H149V198H148ZM145 200H146V199H145ZM156 200H157V199H156ZM156 200H154V201H156ZM162 200H163V199H162ZM165 200H166V199H165ZM37 201H38V200H37ZM1 202H2V201H1ZM23 202H24V201H23ZM51 202H52V200H51ZM144 202H145V201H144ZM158 202H159V201H158ZM158 202H157V203H158ZM160 202H161V201H160ZM163 202H164V201H163ZM15 203H16V202H15ZM25 203L28 204V202H25ZM33 203H34V202H33ZM64 203H65V202H64ZM0 204H1V203H0ZM2 204H3V203H2ZM10 204H11V203H10ZM16 204H17V203H16ZM31 204H32V203H31ZM55 204H56V203H55ZM152 204H154V203H152ZM152 204H151V205H152ZM4 205H5V203H4ZM23 205H24V204H23ZM157 205H158V204H157ZM1 206L3 207V205H1ZM8 206H9V205H8ZM12 206H15V205H12ZM27 206H28V205H27ZM42 206H43V207H41V206L38 207V205H37L38 208L35 209V207L31 205L29 208L34 207V208H33V209H34V210H33V213H34L36 216H37V215L40 216V215H42L43 213L47 214V213H46L47 211H46V208H45V207H47V206H45V207H44V205H42ZM53 206H54V205H53ZM118 206H119V205H118ZM2 207H1V209H2ZM6 207H7V206H6ZM10 207H11V206H10ZM15 207L18 208L19 206H18V207L15 206ZM25 207H26V206H25ZM25 207H24V208H25ZM63 207H65V206H63ZM72 207H73V206L70 207V210L73 209L72 212H69V213L67 212L66 214L64 213V214H65V217H67V220L65 221L66 223H67V222L71 223V221H72V223H73V222L75 221V218H76V217H75V214H76V211H75V210H77V209H76V207H74L75 209L72 208ZM88 207H89V206H88ZM22 208H23V207H22ZM59 208H61V207H59ZM66 208H67V207H65V209H66ZM71 208H72V209H71ZM77 208H78V207H77ZM96 208H97V207H96ZM96 208H95V209H96ZM178 208H179V207H178ZM65 209H64V210H65ZM68 209H69V208H68ZM68 209H67V210H68ZM87 209H88V208H87ZM97 209H98V208H97ZM139 209H140V208H139ZM141 209H142V208H141ZM158 209H159V208H158ZM3 210H4V208H3ZM59 210H60V209H59ZM62 210H63V208H61V211H62ZM78 210L80 211L81 208H78ZM78 210H77V211H78ZM84 210H86V209H83V211H84ZM89 210H90V211H88V210H87V211H88V212H91L92 207H91V209H90V207H89ZM93 210H94V208H93ZM98 210H99V209H98ZM105 210H106V209H105ZM153 210H154V209H153ZM183 210H184V209H183ZM116 211H117V210H116ZM177 211H178V210H177ZM179 211H180V210H179ZM62 212H63V211H62ZM65 212H66V210H65ZM118 212H119V210H118ZM147 212H148V211H147ZM150 212H151V211H150ZM56 213H57V212H55V214H56ZM59 213H60V212H59ZM140 213H141V212H140ZM167 213H168V212H167ZM172 213H173V212H172ZM172 213L170 212V215H171ZM175 213H177V212L175 211ZM179 213H180V212H179ZM2 214H3V213H2ZM94 214H95V213H94ZM160 214H161V213H160ZM160 214H159V215H160ZM168 214H169V213H168ZM183 214H184V213H183ZM9 215H10V213H9ZM53 215H54V214H53ZM59 215H60V217L63 216V214H62V216H61V213L58 214V216H59ZM145 215H146V214H145ZM54 216H56V215H54ZM142 216H143V215H142ZM174 216H175V215H174ZM181 216H182V215H181ZM232 216H233V217H232ZM232 216H231L232 219L228 222V225L226 226L225 229H226V230L236 229V230L238 231L239 235H244V236L247 235L246 232L248 231L249 227L252 226L254 223H258V224H260V225H264V215H258V217H251V216H250V212H247V211H246V212H237V213H235V214L232 215ZM241 216H244V217L241 218ZM8 217H9V216H8ZM11 217H12V216H11ZM137 217H138V216H137ZM148 217H149V216H148ZM148 217H147V218H148ZM153 217H154V216H153ZM163 217L165 218L166 216H163ZM169 217L171 218V216H169ZM186 217H187V216H186ZM6 218H7V216H6ZM9 218H10V217H9ZM58 218H59V217H58ZM83 218H84V217H83ZM158 218H159V217H158ZM160 218H161V216H160ZM160 218H159V219H160ZM174 218H176V217H174ZM65 219H66V218H65ZM91 219H92V218H91ZM142 219H143V218H142ZM240 219H243L244 221L242 220V222H241ZM68 220H69V221H68ZM84 220H86V219H84ZM93 220H94V219H93ZM135 220L138 221L137 219H135ZM153 220H155V219H153ZM157 220H158V219H157ZM175 220H176V219H175ZM179 220H180V219H179ZM147 221H148V220H147ZM0 222H1V220H0ZM10 222H11V221H10ZM13 222H14V221H13ZM16 222H17V221H16ZM49 222H50V221H49ZM63 222H64V220H63ZM130 222H131V221H130ZM18 223H19V222H18ZM60 223H61V222H60ZM91 223L93 224V223H95V222H91ZM96 223H97V222H96ZM128 223H129V222H128ZM149 223H150V222H149ZM152 223H153V221H152ZM7 224H8V223H7ZM7 224H6V225H7ZM10 224H11V223H10ZM16 224H17V223H16ZM16 224H15V225H16ZM19 224H20V223H19ZM29 224H31V223H29ZM169 224H170V223H169ZM171 224H172V223H171ZM173 224H174V223H173ZM13 225H14V224H12V226H13ZM17 225H18V224H17ZM88 225H89V224H88ZM94 225H95V224H94ZM129 225H130V224H129ZM129 225H128V227H129ZM1 226H3V225H1ZM8 226H9V224H8ZM12 226H10V228H11ZM66 226H67V225H66ZM97 226H98V225H97ZM151 226H152V227H155V226H156V223H155V226H153L152 224H151ZM162 226H163V225H162ZM13 227H14V226H13ZM130 227H131V225H130ZM144 227H145V226H144ZM157 227H159V226H157ZM160 227H161V226H160ZM1 228H2V227H1ZM7 228H8V227H7ZM14 228L16 229V227H14ZM19 228H21V227H19ZM19 228L17 227V229H19ZM23 228H26V226H24ZM28 228H30V227H28ZM31 228H33V227H31ZM31 228H30V229H31ZM60 228H61V227H60ZM62 228H63V227H62ZM91 228H93V226H91ZM132 228H133V227H132ZM141 228H142V227H141ZM146 228H147V227H146ZM5 229H6V228H5ZM15 229H14V230H15ZM17 229H16V230H17ZM21 229H22V228H21ZM33 229H34V228H33ZM71 229H72V228H71ZM88 229H89V228H88ZM121 229H122V228H121ZM129 229H130V228H129ZM197 229H198V228H197ZM202 229H203V228H202ZM10 230H11V229H10ZM14 230H13V231H14ZM19 230H20V229H19ZM36 230H37V229H36ZM93 230H94V229H93ZM96 230H97V229H96ZM124 230H125V229H124ZM131 230H133V229H131ZM135 230H136V228H135ZM6 231H7V230H6ZM13 231H12V232H13ZM21 231H22V230H21ZM21 231H20V232H21ZM25 231H26V230H25ZM65 231H66V230H65ZM70 231H71V230H70ZM86 231H87V230H86ZM89 231H90V229H89ZM125 231H126V230H125ZM150 231H151V230H150ZM204 231H205V230H204ZM2 232L4 233L3 230H2ZM10 232H11V231H10ZM10 232H8V233H10ZM31 232H32V229H31ZM37 232H41V230H40V231H37ZM52 232H53V231H51L50 233H52ZM58 232H60V231H58ZM132 232H133V231H132ZM132 232H131V233H132ZM6 233H7V232H6ZM16 233H17V232H16ZM27 233L30 234L28 231H27ZM48 233H49V232H48ZM50 233H49V234H50ZM54 233H56V232H54ZM69 233H70V232H69ZM90 233H94V232H90ZM95 233L98 234L97 231H96ZM191 233H192V232H191ZM193 233H194V232H193ZM19 234H20V233H19ZM21 234H22V233H21ZM23 234H25V233H23ZM35 234H36V233H35ZM57 234H58V233H57ZM67 234H68V233H67ZM70 234H71V233H70ZM70 234L67 235V236H70V237H71ZM75 234H76V233H75ZM77 234H78V233H77ZM184 234H185V233H184ZM201 234H202V233H201ZM33 235H34V233H33ZM37 235H38V234H37ZM41 235H43V234H41ZM50 235H51V234H50ZM60 235H61V234H60ZM102 235H103V234H102ZM110 235H111V233H110ZM122 235H123V234H122ZM168 235H169V234H168ZM204 235H205V234H204ZM10 236H11V235H10ZM12 236H14V235H12ZM15 236H16V235H15ZM38 236H39V235H38ZM47 236H48V235H47ZM51 236H52V235H51ZM53 236H54V235H53ZM73 236H74V235H73ZM79 236H80V235H79ZM83 236H85V235H83ZM89 236H90V234H89ZM89 236H88V237H89ZM105 236H106V235H105ZM165 236H166V235H165ZM171 236H172V235H171ZM7 237H8V236H7ZM18 237H20V235H19ZM35 237H36V235H35ZM43 237H44V236H43ZM60 237H61V236H60ZM80 237H81V236H80ZM91 237H92V236H91ZM119 237H124V236H119ZM168 237H170V236H168ZM175 237H176V236H175ZM178 237H179V236H178ZM203 237H204V236H203ZM208 237H209V236H208ZM258 237H259L260 239H264V234H263V235H257L256 238H258ZM5 238H6V237H5ZM8 238H9V237H8ZM8 238H6V240H7ZM41 238H42V236H41ZM67 238H68V237H67ZM74 238H75V237H74ZM74 238H72V239H74ZM159 238H160V237H159ZM172 238H173V237H172ZM182 238H183V237H182ZM200 238H201V236H200ZM205 238L207 239V237H205ZM3 239H4V237H3ZM27 239H29V238H27ZM50 239H51V238H50ZM64 239H65V238H64ZM76 239H77V238H76ZM104 239H105V238H104ZM163 239H164V238H163ZM170 239H171V238H170ZM177 239H178V238H177ZM187 239H188V238H186V240H187ZM193 239H194V238H193ZM219 239H220V238H219ZM221 239H222V238H221ZM232 239H233V238H232ZM235 239H236V238H235ZM10 240H11V239H10ZM22 240H23V239H22ZM35 240H36V239H35ZM51 240H52V239H51ZM51 240H50V241H51ZM70 240H71V239H70ZM90 240H92V239L90 238ZM94 240H95V239H94ZM172 240H173V239H172ZM174 240H175V239H174ZM194 240H196V239H194ZM202 240H203V239H202ZM202 240H200V241H202ZM222 240H223V239H222ZM228 240H229V239H228ZM17 241H18V240H17ZM33 241H34V239H33ZM41 241H42V239H41ZM61 241H62V240H61ZM65 241H66V240H65ZM85 241H86V240H85ZM88 241H89V240H88ZM165 241H166V240H165ZM176 241H177V240H176ZM219 241H221V240H219ZM223 241H226V240H223ZM223 241H222V242H223ZM24 242H25V241H24ZM27 242H28V241H27ZM29 242H30V241H29ZM38 242H39V241H38ZM44 242H45V241H44ZM104 242H105V241H104ZM162 242H163L164 244L166 243V242H164V241H162ZM162 242H160L159 244H157V246H158V245L160 246V244H162ZM222 242H221V243H222ZM22 243H23V242H22ZM22 243H21V244H22ZM32 243H33V242H32ZM34 243H36V242H34ZM53 243H54V242H53ZM55 243H56V242H55ZM65 243H67V242H65ZM72 243H73V242H72ZM76 243H77V242H76ZM85 243H86V242H85ZM85 243H84V244H85ZM87 243H88V242H87ZM91 243H92V241H91L89 244H91ZM105 243H106V242H105ZM184 243H185V241H184ZM215 243H216V242H215ZM225 243H226V242H225ZM16 244H17V243H16ZM25 244H26V243H25ZM61 244H62V242H61ZM67 244H68V243H67ZM164 244H163V245H164ZM166 244H167V243H166ZM186 244H187V243H186ZM197 244H199V243H197ZM207 244H210V243L207 242ZM211 244H212V243H211ZM213 244H214V243H213ZM41 245H42V243H41ZM44 245H45V244H44ZM59 245H60V244H59ZM59 245H58V246H59ZM78 245H79V244H78ZM181 245H183V243H182ZM181 245H180V246H181ZM214 245H215V244H214ZM19 246H20V245H19ZM31 246H32V245H31ZM33 246H34V245H33ZM35 246H36V245H35ZM39 246H40V245H39ZM56 246H57V245H56ZM61 246H62V245H61ZM88 246H90V245H88ZM88 246L86 245V247H88ZM147 246H148V245H147ZM180 246H179V248H181ZM184 246H185V245H184ZM205 246H207V245H205ZM220 246H221V245H220ZM224 246H225V244H224ZM224 246H223V247H224ZM7 247H8V246H7ZM9 247H10V246H9ZM29 247H30V246H29ZM40 247H41V246H40ZM71 247H72V246H71ZM91 247H92V246H91ZM160 247H161V248H164L165 251L167 250V249L165 248V247H167V245H166L165 247H163V246L161 245ZM211 247H212V246H211ZM214 247H215V246H214ZM221 247H222V246H221ZM36 248H38V247H36ZM77 248H78V246H77ZM92 248H93V247H92ZM175 248H176V247H175ZM184 248H185V247H184ZM205 248H206V247H205ZM216 248H217V246H216ZM6 249H7V248H6ZM27 249H28V247H27ZM32 249H33V248H32ZM46 249H47V248H46ZM68 249H69V248H68ZM71 249H72V248H71ZM79 249H80V248H79ZM81 249H82V248H81ZM89 249H90V248H89ZM24 250H25V249H24ZM52 250H53V249H52ZM65 250H66V249H65ZM76 250H77V249H76ZM86 250L88 251L87 248H86ZM150 250L153 251V250H156V249H155L154 247H152V248H150ZM164 250L162 249V252H164ZM177 250H178V249H177ZM184 250H185V249H184ZM213 250H216V249L213 248ZM230 250H231V249H230ZM230 250H228V252H229ZM38 251H39V250H38ZM63 251H64V250H63ZM69 251H70V250H69ZM73 251H74V250H73ZM180 251H181V250H180ZM216 251H217V250H216ZM218 251H219V250H218ZM263 251H264V250H263ZM20 252H22V251H20ZM36 252H37V251H36ZM74 252H75V251H74ZM77 252H78V251H77ZM162 252H161V253H162ZM169 252H170V251H169ZM174 252H175V251H174ZM178 252H179V250H178ZM214 252H215V251H214ZM230 252H231V251H230ZM255 252H256V251H255ZM1 253H2V251H1ZM6 253H7V252H6ZM24 253H25V252H24ZM27 253H28V252H26V254H27ZM29 253H30V251H29ZM37 253H38V252H37ZM65 253H66V252H65ZM69 253H71V252H69ZM72 253H73V252H72ZM75 253H76V252H75ZM78 253H82V251H81V252H78ZM83 253H84V251H83ZM83 253H82V254H83ZM161 253H160V254H161ZM212 253H213V251H212ZM221 253H222V252H221ZM223 253H224V252H223ZM225 253H226V250H225ZM45 254H47V253H45ZM62 254H63V252H62ZM137 254H138V253H137ZM160 254H159V255H160ZM234 254H235V253H234ZM247 254H248V253H247ZM249 254H250V253H249ZM36 255H38V254H36ZM39 255H41V254H39ZM48 255H49V254H48ZM54 255H55V253H54ZM59 255H60V253H59ZM75 255H76V254H75ZM75 255H73V256H75ZM77 255L79 256V254H77ZM77 255H76V256H77ZM83 255H84V254H83ZM168 255H169V254H168ZM212 255H213V254H212ZM214 255H216V254H214ZM223 255H225V254H223ZM243 255H244V254H243ZM3 256H4V255H3ZM20 256H21V254H20ZM43 256H44V255H43ZM51 256H52V255H51ZM65 256H66V255H65ZM76 256H75V258H76ZM139 256H140V255H139ZM177 256H178V255H177ZM210 256H211V255H210ZM217 256H218V255H217ZM217 256H216V257H217ZM219 256H220V255H219ZM244 256H245V255H244ZM28 257H29V256H28ZM28 257H27V258H28ZM34 257H37V256H34ZM34 257H33V258H34ZM47 257H48V256H47ZM55 257H56V256H55ZM143 257H144V256H143ZM169 257H171V256H169ZM169 257H168V258H169ZM212 257H213V256H212ZM230 257H231V256H230ZM18 258H19V256H18ZM21 258H22V257H21ZM27 258H26V259H27ZM30 258H31V257H30ZM44 258H45V256H44ZM64 258H65V257H64ZM70 258H71V257H70ZM73 258H74V257H73ZM144 258H145V257H144ZM166 258H167V257H166ZM174 258H175V257H174ZM187 258H188V257H187ZM187 258H186V259H187ZM210 258H211V257H210ZM227 258H228V257H227ZM6 259H7V258H6ZM37 259H38V258H37ZM55 259H56V258H55ZM60 259H61V258H60ZM172 259H173V258H172ZM182 259H183V258H182ZM206 259H207V258H206ZM211 259H212V258H211ZM220 259H221V258H220ZM223 259H224V258H223ZM223 259H222V260H223ZM238 259H240V258H238ZM247 259H248V258H247ZM24 260H25V259H24ZM39 260H40V259H39ZM45 260H46V259H45ZM71 260H72V259H71ZM213 260H216V259H213ZM226 260H227V259H226ZM31 261H32V260H31ZM55 261H56V260H55ZM159 261H160V260H159ZM161 261H163V259H162ZM170 261H172V260L170 259ZM209 261H210V260H209ZM223 261H224V260H223ZM237 261H238V260H237ZM239 261L241 262V259H240ZM248 261H249V260H248ZM45 262H46V261H45ZM50 262H51V261H50ZM50 262H48V263L50 264ZM52 262H53V261H52ZM149 262H150V261H149ZM152 262H153V261H152ZM163 262H164V261H163ZM168 262H169V261H168ZM211 262H212V261H211ZM2 263H3V262H2ZM16 263H17V262H16ZM27 263H28V262H27ZM54 263H55V262H54ZM111 263H112V262H111ZM198 263H199V262H197V264H198ZM208 263H209V262H208ZM221 263H222V262H221ZM229 263H230V262H229ZM236 263H237V262H236ZM236 263H234V264H236ZM241 263H242V262H241ZM241 263H239V264H241ZM25 264H26V263H25ZM34 264H35V262H34ZM42 264H43V263H42ZM163 264H164V263H163ZM166 264H167V263H166ZM168 264H169V263H168ZM174 264H175V263H174ZM199 264H200V263H199ZM212 264H213V263H212ZM225 264H226V263H225Z\"/></svg>", "mask_w": 264, "mask_h": 264}]
</instances>
